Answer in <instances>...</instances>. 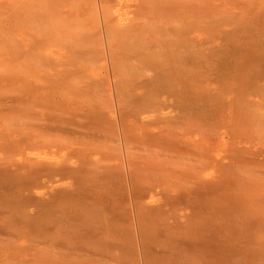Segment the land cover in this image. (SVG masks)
<instances>
[{
	"label": "rangeland",
	"instance_id": "1",
	"mask_svg": "<svg viewBox=\"0 0 264 264\" xmlns=\"http://www.w3.org/2000/svg\"><path fill=\"white\" fill-rule=\"evenodd\" d=\"M20 1H17V0H15V1H13V0H0V16L1 17L4 16V17H2L3 19L0 17V19H1L0 20V34H1V30L3 32L0 35V42L2 41L0 43V65H1L0 70L2 71V72L0 71V186H1L0 187V195L3 197L2 200L0 198V231H1L0 233L3 232V234H1L2 236L0 235V264H6V263L7 264H17V263L18 264H41V262H42L41 260H45L44 255H47L45 257H46L47 261H50L49 264L54 263L55 260L57 262V263L55 262L56 264H88V262H89V264H91L92 262H93V264H124V263L125 264H135L137 262H138L137 264H164V261L161 262L162 259L159 258L160 256H162L164 260L166 259L165 262H167V263L169 262L170 264H178V263L184 264V262H185V264H188L191 261H192L191 262L192 264L194 262H196L195 264H197V262L198 261L200 262V260H201L200 263L202 264V259H203V264H206L204 262H207L208 264H213V263L214 264H217V263L221 264V262H223L222 264H232L233 260H234L233 264H249L250 261H251V264L253 262L255 264H264V242H263L264 236L261 235V233L264 234L263 233L264 232V226H261L264 223L259 224L261 227L260 228V227H258L259 225H257L258 223L256 221L254 222L253 220H251L250 217H249L250 220L248 219V217H246L247 219H244L245 217H243V215H242L243 219L241 220V222H239L240 220L238 221V219L237 220L232 219L235 217L234 215H236L237 217L239 215V217H240L242 214V210H245V209L247 210V207H249V209H252L253 208L252 205L255 203L260 204L262 202L261 204H264V190H263V192H260V194L263 193L260 195V196L263 195L262 196L263 198H261L259 196V193H257V195H255V194L249 195V194H247L248 192L246 190L240 191L243 188L241 183H243L242 180L244 179V177L242 179L241 178L239 179L240 176L238 177L236 175H233L232 177H234V176L235 177L231 180V178H232V177L230 178L231 174L227 175V172L230 173V171L231 170L233 171L234 169H232L233 167L231 166V164L227 165V164H229V161L227 160V157H225V156H227L226 155L227 153L225 154V152H226V148H225L226 145L225 144L230 143L232 138L234 137L237 139L236 141L238 142V143L237 142L235 143V140L233 138L234 144H236V146L238 145L237 147H239V148L242 147L241 150L242 149L244 150L246 148H251V150H254L257 153H259V154L255 155L256 152L252 151L254 153V156H253L254 159L257 156L256 160H258V161L254 160L255 163L256 162L260 163L262 160L264 163V142L262 140L259 141L260 130H261V133L264 135V127H261L262 126L261 124H263V126H264V123H263L264 120H262L263 122H261V120H260L261 118L259 115L263 112L261 116H262V118H264V116H263V114H264L263 110L264 109L262 110V108H263L262 106H264V97L261 96V93L264 96V89H263L264 88V62H263L264 58L261 59L262 58L261 53H262V51L264 52V48H262V46L264 47V39H263L264 38V27H263L264 23H263V26L260 25L262 22L260 24H258L261 26L260 28H257L256 26H258V25L254 24V26H252L253 30L249 29L247 32H246L245 28L240 27V26L234 27L231 25V27H234V28H231V27H228L230 25H226L227 26L226 27V26H223L224 24L223 25L217 24L218 29L223 26L221 28L220 33H222L224 35L219 33L220 29L219 30L217 29L218 32H216V33L217 34L219 33V35L214 34L215 38L213 39V37H212V41H208L210 39V36L209 35L206 36V34H204L203 31H201L202 37H200V38H202L203 43H205V42L211 43L212 42V44H216V46H217L216 48L215 47L214 48L217 50L219 49L220 51L219 50L218 51L212 50L213 52H208V53H210L209 54L210 57L208 59H210V62L213 64V69H214V70L210 71L212 73L211 75H209L210 72H208V71H201L202 73L198 72V74L200 73L199 75L198 74L197 75H189V74L188 75H182L181 74L182 76L187 77L188 78L187 79V78L182 77L181 75H179L177 73L175 74V72H172L173 73V75H172V73H170V72L158 71L157 72L159 74L158 75L156 73V71L147 70L148 66L150 68V64H152L154 62V61H152V58L149 55L150 52L152 51V48H151L152 45L150 44L149 41L151 39V35H152L153 30L148 25H147V27L144 26L142 21L140 22L139 18L137 17V14L135 12L136 11L135 8H137V6H138L137 5L138 1H141V0H137V1L136 0H107V1H105V0H81L83 5L81 2H80L81 4L79 5L78 1H75V0H73V3H72V0H62V1L59 0L61 3L58 0H54L55 3L57 4V5L55 4V6H56L55 9L52 7H46L44 4H42L44 6L40 5L42 3L41 0H38L40 3L38 1L36 2L35 0L34 1L33 0H22L21 2L22 3L24 2L23 4H25V1L27 4V6L25 5L27 7L26 8L27 11L25 12V10H24V14H22L24 8H21V10H17L19 8V6L21 5ZM64 1H65V3H63ZM12 2H13V5H12ZM70 2L72 3V5L70 4ZM105 2H108L109 4H107ZM74 3H76V4L78 3L79 10L77 9V6ZM32 4L34 5L33 9H32V7H33ZM69 4H70V6H69ZM104 4H107V5H104ZM58 5L61 7L59 8ZM35 6H37V7H35ZM41 6H42V8H41ZM106 6L110 7V10L108 8H106ZM9 7H10V9H9ZM45 8L46 9L48 8V10L50 9L51 14H50V11L48 12ZM57 8H59L58 9L59 14L57 12ZM70 8H72V9H70ZM30 9L34 10L33 14L36 13L37 18L35 17V15L29 14L32 12ZM261 9L263 11L264 7H262ZM9 10L11 13L9 12ZM12 10H14V11H12ZM16 10L20 11V12L22 11L21 14L23 16H21V14L20 15L17 14L19 12H17ZM59 10H61V11H59ZM36 11L38 13H41V15H38V13ZM102 11L106 12V16L109 14L110 17H109V15L107 17L105 16L107 18V19H105V17L103 16L104 12H102ZM45 12H47V14ZM42 13L44 15L49 14L48 15L49 18L46 15L42 16ZM54 13H55V15H54ZM8 15H10V17H8L10 20L8 18H6ZM30 15L32 16V18L34 17L35 19L30 18ZM111 15H112V17H111ZM50 16H51V19H50ZM44 17L48 18V20L50 19L52 21L51 22L49 20V22H51L49 24V25H51V27L49 25L45 26L49 22ZM66 17H68V19ZM40 18L43 20L42 23L41 22L38 23L39 21H42V20H39ZM80 18H82V19L84 18L85 20L84 19L82 20ZM110 18H112V19H110ZM17 19H19L20 22L23 23L22 26L20 23H18L19 27L16 26V24L18 22ZM22 19H23V22H22ZM30 19H31V21H29ZM76 19H77V21H76ZM108 19H110V20H108ZM137 19L139 20L138 23H137ZM45 20L47 21L46 23H44ZM130 20L132 22H130ZM133 20H136V21H134V23H133ZM26 21H27V23L25 24L24 22H26ZM81 21L83 23H81ZM96 21L98 24L96 23ZM36 23H37V25H36ZM77 23L79 25H76ZM93 23H95L96 25L94 24V26H93ZM115 23L117 26L118 25L120 26L119 31H118V28L116 30L115 27H114L113 31H111L112 29H110L108 27V25L111 24V26H112V24H115ZM130 23H132L134 25L132 26ZM24 24L26 26H24ZM27 24H28V26H27ZM162 24H165V26L161 25V27H165V28H163V30H165V29L166 30L163 31L162 29H160L159 28L160 25H159L158 26L159 29L158 28L157 29L159 31H161L162 33L158 31L159 33L157 32L158 33L157 35H159L160 33L162 34V35L160 34L161 37L164 34L167 35V37H168L167 42H169V40H170L169 36H171V34H169V33H171L170 29L174 31V28H173V26H171L168 23H162ZM29 25H32V27H30ZM63 25L64 26L66 25L68 28L66 26H65L66 28L63 27ZM74 25H76V26H74ZM129 25L132 26L131 28H133L132 30H134V32H132V33L138 32L137 35L140 32L145 31V33L148 34L151 31V33L149 35L145 34L148 38L149 37L150 38L148 39L145 37L146 38L145 39L144 37L142 38L140 35H138L140 38H142V41L144 39V42H143V44H141L142 41L140 39L139 40L140 42L138 45H136L137 41L134 42V45H136V46H134L133 44H131L129 42L128 38L126 41V38L122 37L123 39H125V42L121 41L120 42L121 46L126 44V46H129V47L125 46L124 49L126 48V50H128V48H129L128 51H130L132 53H130L128 51L125 53V51L122 50L123 46L121 47L122 49L120 47L119 48L117 47L119 50L118 51L115 50V51L117 53H119V54H117V56H119V55L120 56L114 57V55H116V53L114 51H112V46H111L112 43H109L110 38H111L110 36H113L114 34L110 35L109 36L110 38H109L108 37L109 29H110V33H113L114 30H115V32L118 31L117 33L120 36L121 34H123V32H122L123 30H125V29L129 30V28H130ZM218 25H219V27H218ZM78 26L80 28H78ZM83 26H84V28H83ZM43 27H45L46 31H44ZM70 27H72V28H70ZM88 27H90V28L88 29ZM122 27H124V28H122ZM215 27H212V29H216ZM239 27H240V31H238ZM35 28H37V30ZM77 28L79 30H77ZM148 28H150L149 32H148ZM86 29H88L87 30L88 32L86 31ZM167 29H168V31H167ZM191 29L193 31V28H191V27H184L183 29H179V30L181 33L185 32L187 34L188 32L191 31ZM210 29L211 28H209V30ZM236 29H237V31H236ZM10 30L13 31L12 33H14L12 35V37H11L12 33ZM84 30L87 33H85ZM132 30H130V35H133V34H131ZM217 30H215V31H217ZM242 30H244L246 34L244 32H242ZM35 31H38V32H35ZM249 31L250 32L252 31V32L249 34ZM5 32H6V34H5ZM64 32L65 33L73 32L74 34L69 33L70 37L72 35H74V37L75 36L78 37L80 34L82 36V35H84V33L88 34V35L90 34V36H88V35H86V36L88 37V39H90L89 41H91V42H86L89 44V46H88V44H85V43H83L82 40H80L81 36L78 37L79 38V41H78L77 38H76L77 40H74L75 39L74 37H73L74 39H71L70 37L67 38L68 34L65 35ZM78 32H80V33H78ZM120 32H122V33L120 34ZM124 32H126V31H124ZM204 32H205V30H204ZM36 33H38V35ZM127 33L129 35V31H127ZM206 33L210 34L212 36V34H211L212 32L208 33L206 30ZM247 33H248V35H247ZM7 34H9V35H7ZM84 36H82L81 38H84L85 39L84 41H88L86 36L85 37ZM95 36H98V37H95ZM227 36H228V38H227ZM236 36H238V37L236 38ZM61 37H62V39H61ZM63 37H65V38H63ZM193 37L196 38V35H193ZM97 38H100V39H97ZM216 38L217 39L219 38V39L217 40ZM225 38H227V39H225ZM63 39L64 40L69 39V40L68 41L65 40L66 42H64ZM230 39H232V40H230ZM204 40H207V41H204ZM8 41H10V42H8ZM12 41H14V42H12ZM229 41H231L233 43H231V42L228 43ZM52 42H54V44ZM63 42L65 45H70V43L74 42L72 44V46H69V47L67 46L68 50H72V52L66 50L67 48H65V45L63 44ZM67 42H69V44H66ZM122 42H123V44H122ZM251 42H253V43H251ZM257 42H259L261 44L259 47L256 45ZM76 43H78V46H79L78 48L74 47V46H77ZM148 43H149L150 48L147 47ZM227 44H229V45L227 46ZM238 44L240 46H238ZM253 44H255V45L253 46ZM4 45H5V47H3ZM249 45H252V46H249ZM59 46H60V48H59ZM80 46H83L85 48L87 47L89 50H86L87 48L86 49H82V48L80 49ZM119 46H120V44H119ZM131 46H132V48H131ZM89 47H91V48H89ZM212 47L213 46L211 45V48ZM235 47L237 49L239 47H240V49L241 48L243 49L242 55L239 57H241V59L244 58V60L246 61L245 62L246 65H245L244 70L238 69L239 71H235V69L233 68L235 60L232 59L231 56H229L230 57L229 59L224 58L226 56V55H224V54H226V52L227 53L228 52L229 53H234V52L236 53L237 50L235 49ZM15 49H16V51H15ZM41 49L43 52L41 51ZM96 49H98V52L96 51ZM148 49H150L151 51L149 52ZM248 49L250 52L251 51L257 52L259 50V52L257 53V55H259V59H257V56L252 57L251 55H249L246 52V51H248ZM17 51H18V55H17ZM37 51H39L38 54H37ZM94 51L97 52L96 55L98 53L100 54V55L99 54L98 55L101 57V61H99L100 57H98V56L97 57L95 56L96 58L93 57V55L95 53ZM210 51H211V49H210ZM221 51H222V53H221ZM215 52H217V54ZM218 52H220L221 54ZM9 53H11V54H9ZM87 53H88V55H87ZM212 53L214 55H211ZM12 54H14V55H12ZM58 54L60 56H58ZM215 54L218 58L215 57ZM222 54L224 56H222ZM247 55L250 57V59L246 58ZM122 56H124V57H122ZM213 56L216 59L215 58L212 59ZM220 56H222L224 59L219 58ZM129 57L131 59H129ZM56 58H57V60H56ZM60 58H62L64 60L63 61L61 59V61H60L61 63L58 62L60 60ZM121 58L123 60H126V59L129 60V63L132 60V63H130L132 65H130L129 63H125L127 60L125 62L120 61L119 59H121ZM27 59H28V61L29 60L30 61L29 62L26 61ZM48 59H50L49 63H48ZM84 59L85 60L88 59L87 64H85L86 61ZM222 59L224 60L223 63H222ZM260 59L262 62H260ZM24 60L26 62H28V64L26 66H25L26 62ZM53 60H55V61H53ZM5 61H7L6 64H4ZM257 61H259V62H257ZM19 62H21V63L18 64ZM35 63H37V64H35ZM58 63L61 64L62 67H61V65L58 67V65H59ZM112 63L114 64L113 66H112ZM121 63L122 64L124 63V65H122ZM215 64H217V66ZM6 65H7V67H6ZM28 65H31V66L33 65V66L30 68V66H28ZM34 65H35V67H34ZM89 65L92 66L91 69L93 70V72L90 69L91 66H89ZM93 65H96V68L93 67ZM97 65H98V67H97ZM214 65L217 67V69L214 68L215 67ZM19 66H21V67H19ZM218 66L220 67V69H223V70H221L222 73H220V69ZM23 67H24V69L25 68H27V69L23 70ZM54 67H55V69H54ZM112 67L117 68L118 73H114L112 71ZM10 68H12V69H10ZM18 68H19V70H18ZM20 68H22L21 71H20ZM34 68H36V69H34ZM128 68H130V71H129L130 74L133 75L135 73V76L133 75V78L134 77L135 78L134 79L132 78V80H131L135 84L134 85L132 83L135 86V88L130 83L131 82L130 79H131L132 75L129 74L130 79L128 78V75H127L129 73ZM30 69H32V70L34 69L35 72L38 69V72L34 73V70L32 71ZM40 69H41V71L39 72ZM126 69H128V70H126ZM10 70H12V71H10ZM17 71H19V72H17ZM142 71L143 72L145 71V72L143 73ZM147 71H148V74H146ZM223 71H225V73ZM120 72L122 73V75L123 74H125V75L122 76ZM216 72H219V74ZM19 73H20V75H19ZM31 73H34L33 75H35V78L33 77V75ZM94 73L96 76L93 75ZM149 73H151V74H149ZM165 73H167V74H165ZM223 73L225 76L223 75ZM30 74H31V78H30ZM57 74H59V75L57 76ZM21 75H23V77ZM119 75H121L123 78L125 76V78L123 79ZM226 76H228V77H226ZM27 77L29 80L26 79ZM148 77H152V78H148ZM205 77H207L208 79ZM126 78L129 80V84H131V85H129L126 82ZM184 78H185V80H184ZM47 79H48V81H47ZM55 79H57L58 82L55 81ZM178 79H183V82H185V83H183V86H185V88L188 87L187 90L180 88V86L175 87L176 85H174V82L177 81ZM119 80L121 81V85L118 84V82L120 83ZM201 80H202V84H200ZM140 83L144 84V88L139 90L138 86ZM23 84H26L27 86L26 85L24 86ZM117 85H119V86H117ZM154 85H158V86H154ZM24 87L29 89V90L26 89V91H25ZM195 87L198 88V90L196 89V91L200 95H198L197 93H196L197 95H195V94L191 95V94H193L192 89L194 90ZM70 88H72V89H70ZM51 89L54 90V93L52 92L53 90H51ZM180 89L181 90L183 89L184 90L183 92L185 94L184 93L181 94ZM199 89H200V92H199ZM68 90L71 92V94ZM131 90H132V92H130ZM157 90H159L160 92ZM67 91L69 92L70 95L67 94ZM99 91H101L102 93ZM135 91H137V92H135ZM60 92H62L64 99H62V94H60ZM155 92H156L155 97H157V99H156V101L153 102L152 97H154L153 94H155ZM190 92H191V94H190ZM56 93L59 96H57ZM99 93H101V95ZM107 93H108V95H107ZM176 93H179V95L181 97L180 101L176 100V98H177V96H175ZM95 94L97 97L95 96ZM104 94L107 97L109 96L107 99H108V102L111 100L110 104H111L112 100L114 99L112 102L113 105L111 104L113 106L114 110L105 108L106 106H107V108H111L112 106L109 107V105H110L109 103L104 104L103 102H105L106 100L102 102V100H104V98H106L104 96ZM183 94H184V97L181 96ZM214 94H216V97ZM74 95H75L76 99L74 98ZM92 95H94V96H92ZM98 95L101 96V97H99L101 99V102H100V99L98 98ZM124 95H126L125 97L127 99L129 98L130 101L128 100L126 102L125 97H123V98L120 97V96H124ZM88 96H89V98H88ZM174 96H175V99H174ZM81 97H82V99H81ZM95 97H96V100L99 99V102L96 101L97 104H95L96 102L93 103L94 106L93 107L91 106V108H90L89 107V104L91 105L90 99L93 100V98L95 99ZM102 97H104V98H102ZM155 97H154V100H155ZM159 97L161 99L164 98V100H166L164 102H160L162 105L159 104V101H161V99ZM240 97H242V98H240ZM42 99H44L45 101H43ZM52 99L56 102L52 101ZM151 99H152V101H151ZM116 100L124 101L125 103L121 102V104H120L119 101H116ZM188 100H189V102H188ZM31 101H34L33 103H34L35 107L32 106L33 103ZM39 101H40V103L38 104ZM58 101H59V104H57ZM79 101H80L81 105H80ZM94 101H92V102H94ZM162 101H163V99H162ZM243 101L244 102L246 101L248 105H252L250 108V112L251 111H253V112L251 113L252 115L248 114V113L245 114V115H248V117L246 116L247 119L244 118L246 122L245 121H243L242 123L240 122L241 126L239 128L235 129V127H233L235 120L233 121V124L231 125V122L234 119L233 115H232L233 113H231V112H234V110H233L234 106L230 105L229 103L233 102L232 104H236L238 107L237 109L240 110V112H241V110H242V112L244 110V113H245V111L247 112V110L249 112V106L246 105ZM36 102H37V104L35 105ZM42 102L43 103L45 102V103L43 104ZM62 102H64V103H62ZM88 102H89V104H88ZM128 102H131V103L129 104ZM155 102H157L158 104L156 103L157 104L156 105ZM191 102L193 104H195V108H193V104ZM258 102H260V103H258ZM47 103H48V105H47ZM100 103L103 105H106V104H109V105H106L104 107ZM148 103H150V104L154 103L155 105L153 106V104H152L151 106L153 108L154 107L157 108V111L159 108V110H160L159 113L162 116V120H161V116L159 117V115H157V117H159V119H158V118H155L156 117L155 113L152 115V111H153L152 107L151 108L148 107L147 110L145 109L146 106H149ZM144 104H147V105H144ZM182 104H183L182 107L189 109L188 113L183 111L184 108L182 109V111L184 113L181 112V109H179V108L181 107ZM185 104H186V106L189 104L188 107H186ZM228 104L230 106H228ZM78 105L81 107H78ZM117 105L121 109H119L118 107L116 108L115 106H117ZM131 105H133V106H131ZM163 105H165V106H163ZM190 105H192L191 108H190ZM76 106L78 108H76ZM144 106H145V108H144L145 111L142 108ZM197 106L200 107V109L197 108ZM68 107H69V109H68ZM253 108L256 112H254ZM83 109H84V111H83ZM148 109H150V111H151L150 114H148L149 113ZM43 110H47L48 112L43 111ZM90 110H91V113H90ZM184 110H186V109H184ZM238 110H237V112H238ZM81 111L85 112L86 114L83 112L81 113ZM100 111H101V115L99 116ZM27 112H29V113H27ZM30 112H32V113H30ZM69 112L71 114H69ZM213 112H215V114ZM237 112L235 111L234 114H236ZM36 113L37 114L39 113V115H37ZM162 113L166 117H164L162 115ZM256 113L258 114L259 117L255 115ZM142 114H143V116H142ZM237 114H240V116L238 115L237 117L241 118L243 116L242 113L238 112ZM190 115H191V117H193V118H191L192 120L196 118L195 122H196V120L198 122V126H196V127H198L200 129V132L206 131L207 133H210V134L214 133L213 135L216 136L215 139L219 142V147H217V149H215L214 152L207 150V147H200V146H205V145L201 144L200 141L204 142V140L201 139L202 137L200 138V135L198 134V132L196 133V131H191V134L189 133L190 132L189 128L192 125V123H194L191 121L192 123L190 124V122H189ZM254 115L259 118V119L257 118V120H256V118L254 117L256 122L254 120H252ZM29 116H31L32 118L31 117L29 118ZM101 116H103V117H101ZM229 116H230V119H227V117L229 118ZM138 117H141V118H138ZM163 117L167 118V119H163ZM235 118H236V116H235ZM240 118H238V120ZM62 119H63V121H62ZM101 119H102V122H101ZM138 119L140 121L142 120L143 123L140 122ZM144 119H145V121H144ZM225 119H226V121H224ZM148 120H150V122ZM218 120L220 122L219 124L217 122ZM39 121H40V123L43 122L44 126L42 125V123L41 124L35 123V122H39ZM64 121H66V122H64ZM97 121H99V122L97 123ZM239 121H242V120H239ZM250 121L253 123L255 122L257 124V126H254V127H257L256 130L257 129L258 130L257 131L252 130L254 133L251 130H248L249 124L247 125V123H249ZM47 122L51 125L49 126V124ZM169 122L171 123V126H170ZM228 122H230V123H228ZM236 122H237V120H236ZM104 123L105 124L107 123V125H105ZM128 123L130 125H132V127H134L135 129H136V127H138L140 125H144V126L147 125L149 127L148 129L150 130L149 132L152 134V136H154L155 139H157V141H159V144H163V145L165 144V143H163L165 138L168 136V134L171 133V131L173 133L177 134L178 136H180L182 134L181 133V131H182V132H184L185 136H188V135L192 136V137L188 136L189 139L187 137L185 138L187 140V142L190 141L187 145L188 147L190 144H192V142H195L196 144H198V147L195 148L196 152L198 151L197 153H201V152L206 151V152H208L207 154H211V152H212V155H210L211 157H209V159H210L209 162L205 163L206 165H203V162H204L203 160H202V164H201V161L199 162L201 165H203L204 169L206 167V170L203 173L204 177L200 174L201 175L200 178L201 177L204 178V179L201 178V180L194 179L197 175H199V174L195 175V172H193V171H195L194 168H196V167L198 168V171L196 169L197 173L198 172L200 173V171L202 173L204 171V170H202L203 168H202V166L200 167L198 162H197L198 164L196 162H194L196 164H195V166L193 165L194 170L191 172H190V170L188 171L187 168H185L184 170L182 169L183 171L181 170V168H179L180 171L178 169L174 170L173 167H171L169 165L170 168H172L171 171L172 172L175 171V173H176V175H175V173H171V175L173 174V177L177 176L176 178H178V176H181L182 174L184 175L182 183L188 182L189 181L188 179L190 178L191 179L190 185H193L194 180H195V183L193 185L194 191L193 190H191V191L193 192L194 196H196L194 198L198 199L197 196H200L201 197V198L199 197L200 200L196 199V201H195V199H191L192 197L189 198V200H188V197H185V194H187V193L182 192V191H184L183 188H185L186 185L184 186V183H183L182 184L183 187H181L182 190H180V188L178 189V187L181 186V183L178 184L180 181L179 178H178L179 181H175L176 183L178 182L177 183V185H179L178 187H176V183L171 181L170 175L169 176L167 175V177L170 181V183L168 184V187H165L163 184L156 181V179L153 175H150L149 177L146 178L145 174L147 173V175H148L154 168L150 164L151 161L148 163L146 161H149L150 160L149 158H151V160H154V158H152L150 156L151 153H147L144 150L137 149V148L135 149V147L132 149L131 148L128 149V146L125 147V145L123 144V140H122L123 138H122L121 134H123V132L125 133V130L123 128H125ZM140 123H142V124H140ZM215 123H216V125L218 124L217 125L218 127H216ZM238 123L239 122H237V124ZM133 124H135V125L133 126ZM199 124H200V127H199ZM258 124H259V126L260 125L261 126L259 127ZM173 125H174V130L171 129V127L173 128ZM193 125H196V123ZM213 125L216 128H214ZM228 125L230 127L232 126L231 129L234 128L235 130H237V132L234 131V133L236 132V134L240 130V132L242 133V135L244 136V138L246 140H243L244 138L242 135L240 136V134H237L240 137L239 136L235 137L236 135L235 134L233 135L232 134L233 132L232 133L230 132L232 130H230V127ZM251 125H252V123H251ZM253 125L249 126V127L250 128L252 127V129H254ZM42 126H43V129H42ZM105 126L107 129H109V127H110L112 133H113V131L116 132V130H117V134L119 136V141H117L114 138L115 142L108 144V147L104 144L106 146L105 147L103 145V143H101L98 139L95 138V136L98 133H99L98 136L103 133L102 130L104 129L103 127H105ZM235 126H239V125H235ZM30 127H32L33 129H31ZM37 127H38L40 132L38 131ZM46 127H48V128L53 127L52 131L50 132V134L54 135L53 137L49 133H48V135L42 134L43 137H42V135L41 136L39 135V134H41V131L44 132V130H47ZM61 128H62V130H61ZM134 128H132V130L135 131ZM169 128H170V131L167 130ZM259 128H260V130H259ZM34 129L37 132H34ZM186 129H188L189 131L187 132ZM203 129H205V130H203ZM28 130H30L31 132H34V133H31ZM164 130H166L167 134L163 133ZM262 130H263V132H262ZM67 131L69 133H67ZM211 131H212V133H211ZM244 131H246V132L244 133ZM247 131H250L251 133L247 132ZM194 133L198 134L199 137ZM35 134H36V137H35ZM61 134L64 135V137L66 135H67V137H69L68 134H70V139L68 140L67 137H65V139L67 140L66 141L64 138H61L62 137ZM161 134H162V136H161ZM249 134H251L250 136H252V137L248 138ZM262 134H261V137H263L262 139L264 140V136H262ZM194 135H196V137ZM44 136H45V138H44ZM120 137H121V139H120ZM44 139H46V142L44 141ZM47 139H49V140H47ZM61 139L62 140L64 139L66 142L69 141L68 147L70 149L67 146L65 147L63 145L65 143V141H63L64 143H62ZM72 139H74V141H72ZM14 140H15V142H14ZM21 140H23V141H21ZM24 140H26V141H24ZM35 140L38 142H35ZM191 140H193V141H191ZM233 140H232V142H233ZM83 142L84 143L90 142L89 144L92 143V145L89 146V144H87V146L89 147L88 148L86 146V144L84 146ZM94 142H97V143H94ZM259 142H261V143H259ZM28 143H30V145ZM45 143H47V144L45 145ZM31 144H33V145H31ZM40 144L43 147L40 146ZM81 144H82V146H81ZM96 144H101L102 146L101 145L96 146ZM185 144H187V143L185 142ZM27 145H29V146L26 148ZM193 145H194V143L192 144V146ZM109 146H111L112 149ZM119 146L121 147V149ZM85 147H86V149H85ZM92 147H97V149L93 148V150H90ZM98 147H100V149H102V147H104L105 149L100 150ZM29 148H31V149H29ZM64 148H65V150H64ZM81 150H83L82 154L80 152ZM87 150H89V151H87ZM109 150H111V151L109 152ZM247 150L245 152H247ZM251 150H248V153ZM104 151H106V152H104ZM209 151H210V153H209ZM252 152H251V155H252ZM146 153L148 156H146ZM162 153H164L165 155L169 154L168 152H162ZM248 153H247V155H245V154L244 155L246 157L250 156ZM262 154H263V156H262ZM12 155H14L13 156L14 158L11 157ZM197 155H198V157H200L199 154H197ZM143 156H144V158H143ZM7 157H9V158H7ZM212 157H213V161L211 159ZM140 158H141V160H140ZM249 158H250V160H252L251 163H253L254 161L251 158V156ZM96 159H97V161H96ZM143 159L145 160V162L143 161ZM161 159H163V156ZM31 160H32V164H35V166L39 167V168L35 167V169L33 170L34 172H32L28 167V164L31 163ZM250 160H249V162H250ZM22 161H23V163H22ZM215 161H217V163ZM68 162L70 165L67 164ZM170 163L171 162H169V164ZM194 163L192 161V164H194ZM259 163L257 165H259ZM260 164H262V162ZM171 165L173 166L172 163H171ZM227 166H228L229 170H227V168H226ZM229 166H230L231 170H230ZM261 166H263V165H260V167L257 166L256 169H258V170L260 169V171L264 175V173H263L264 169H262L264 166L262 168H261ZM97 167H98V169H97ZM144 167L146 169H144ZM151 167H153V168H151ZM189 167H188V169H189ZM199 167L202 169L200 170ZM224 167H225V170H227V172L225 173V176L223 174L224 173ZM93 169H95V170H93ZM136 169H137V173H138L137 176L135 174ZM190 169H191V167H190ZM129 170H131V171H129ZM80 171H82V172H80ZM12 172H15L17 174V178H16V174L13 175L14 173H12ZM30 172H32L34 174L35 179H38L39 181H41V182H39L40 186L44 185L45 187H43V186L42 187L45 189H43V188H42L43 190L41 188H40V190L39 189H36V190L33 189L35 186L33 184V175ZM141 173L143 174L142 177H141ZM168 173H170V172H168ZM24 174H27V175L24 176ZM29 174L31 175V177ZM187 174L189 176L194 174L195 176L186 177ZM36 175H38V177ZM42 175L44 178L42 177ZM68 175H70V176H68ZM144 176H145V178H144ZM228 176H229L230 180L227 178ZM19 177L22 180H20ZM28 177H29V179H28ZM51 177H52V180L50 181ZM152 177H153V179H152ZM184 177H186V178L184 179ZM192 177L194 180L192 179ZM47 178H49V179H47ZM53 178H55V179H53ZM63 178H65V179H63ZM137 178H140L141 182ZM16 179H17L18 183L16 182ZM234 179H236V180L234 181ZM135 180H137V183ZM144 180H146V181H144ZM196 180L198 182L199 181H201V182L196 183ZM12 181H14V182L12 183ZM20 181H21V183L19 184ZM24 181H28V182L25 183ZM225 181H227V183H225ZM22 183H25V184H22ZM234 183L237 185V187L235 185V188H237V189L241 188L240 190H238L240 192H237V190H234L238 193V195H240L241 198H239L238 200L236 199L237 202L230 203V205L232 207L233 204H234L233 206H235L237 204V206H235L233 208L237 207L238 209L237 208L235 210H233V208L226 209V208H224L225 205L223 202V204L220 203L221 205H223V207H222L223 209L220 210L221 206H220V204L217 203L219 201H216V198L218 200H220V202H221L222 200L220 199L219 195L222 193L221 197L225 196L224 194H225V191L227 190L226 189L227 186H229L228 188H229L230 192H232L231 188L233 190L234 187H232V184L234 185ZM18 184L20 187L22 185L24 187L22 186L23 188H20L18 186ZM141 184H143L142 185L143 187L145 185V187L143 188L141 186ZM26 185H27V187H26ZM46 185L49 188L46 187ZM157 185H159V186H157ZM172 185H174V187ZM225 185H227V186H225ZM66 186H67L68 190H65ZM169 186H171V188ZM146 187H148V188H146ZM172 187H173V189H172ZM199 187L201 190L199 189ZM238 187H240V188H238ZM46 188H47V190H46ZM21 189H22V191L19 192ZM167 189H169V191ZM48 190L51 193H49V192L47 193ZM165 190L168 191L166 197H168L167 200L170 199L169 200L170 202L169 201L167 202L166 197H163V192ZM191 191H190V193L192 194ZM234 191H233V193L235 194L236 192H234ZM223 192H224V194H223ZM71 193H73L74 195ZM237 193H236V195H237ZM45 194H47V195L45 196ZM49 194H51V195H49ZM52 194H53V196H52ZM70 194L73 196L71 197ZM150 194H152V196L154 197V198L152 197L153 198L152 200L150 199V197H151ZM228 194H229V192H228ZM242 194H243V196L246 195L245 198L247 200L242 198ZM187 195L189 196V193ZM217 195H218V197H217ZM229 195H232V194H229ZM247 195L249 197H251V200L248 201ZM31 196H33V197H31ZM42 196L43 197L45 196V198H43L44 200L41 199ZM210 196L211 197L216 196V198H214V197L211 198ZM255 196H257V197H255ZM258 197H260V198H258ZM28 198H30V200ZM257 198H258V200H257ZM9 199H11V200H9ZM252 199H254L253 202H251ZM77 200H79V201H77ZM164 200L168 203L167 204L168 206L166 205V202ZM204 200H205V202H204ZM255 200L257 202H255ZM189 201H190V204H189ZM207 201H208V203H207L208 205L206 204ZM43 202H44V204H43ZM46 202H48V203H46ZM142 203H144V205L146 203H148V204H146L144 207V205H142ZM153 204L155 206H152ZM44 205H46V206H44ZM161 205H164L165 209L163 208L164 206H161ZM238 205H240V208ZM103 206H105V207H103ZM159 206L162 208H159ZM178 206H181V207H178ZM206 206H207V208H206ZM100 207L103 209H101ZM171 207H174V208L172 209ZM208 207H209V209H208ZM205 208H206V210H205ZM158 209H161L163 211L165 210L166 212L168 211L167 213H169V211H170L169 209L175 210V211L181 210L180 211L181 217L180 218L176 217L177 220L175 218H173V216L172 217L167 216V217H169V219L165 217L166 221L169 222L168 224H172L173 222H176L177 226H178V222H181L180 224H182V223L186 224L188 218H186V217L183 218V212H184L185 216L187 214H188V216H190V214L192 216V214H193L194 218L191 217V219H190L191 223L189 222L191 224L190 225L191 229L193 227L192 230H194L197 226L198 227L202 226L201 228H198V227L196 228V229H201L200 231H204L206 229L204 232H200V233H202V234H200V237L203 239H201L199 243L197 242L196 244H193L192 236L190 237L191 241L188 240L189 242H192L193 245H197L196 247L193 246L191 243L187 244L188 241H185V240L183 241L181 239H180L181 241L179 240V243H178L179 247L176 245V250L179 248V249H183V251H189L190 253L192 252L191 253L192 256L189 252H187V253H189L188 254L189 256H186V258L184 257L185 260L188 259L187 261H185L184 258L180 257L182 255V254L180 255V252H179L180 250L177 251L179 253L178 255H180L179 257L181 258V259H179L180 260L179 261L178 260L179 257L177 258L178 255L176 256V254H177L176 250H175L176 254L173 253L174 251L170 250L171 253L168 252V255H169L168 256L167 251H165V250H169V249H167L166 246H164V245L163 246L165 249H163L161 247L162 245L160 246V240L162 238H163V240H166V241H162V244H166L168 246L170 244L171 248L175 245V243H177V242H175V240L172 241L173 240L172 238L174 236L171 238L169 237L171 235H174L173 233L176 232L177 227L175 226L176 225L175 224L174 225L176 227V229H175L174 226L172 225L173 226L172 230H174V229L175 230L173 232H171L170 227H169L170 229L168 228V230L165 231V230H162L161 228L154 227L155 224L151 225L152 221H155L156 219L153 218L154 220H151V218H152L151 215H153V213L152 212L149 213L148 211H151V210L155 211ZM225 209H226L227 213L223 214ZM249 209H248V211H249ZM208 210L213 212V213L210 214V212ZM214 210H215V212H214ZM222 210H224V211H222ZM239 210H241V211H239ZM238 211H239V213H238ZM172 212L173 211H170L169 214L172 215ZM219 212L225 216H227V214H229L228 216H230L231 220H233V221H231L232 223H230V222L228 223V221L230 219L226 220L228 216L226 217L225 220H223L225 217H221L223 215L219 214ZM25 213L27 214V216ZM232 213H233V215H232ZM146 214L148 217H146ZM20 215H22V216H20ZM211 215L215 216V219L212 218ZM62 216H63V218H62ZM149 216H151V218H149ZM154 216H156V215H154ZM207 216H210L209 217L210 219ZM218 216H220L219 218H221L222 221L218 218ZM64 217H65V219H64ZM178 218L180 221L178 220ZM211 218L215 220V222L213 224H212L213 220ZM149 219L151 220V222L149 221ZM173 219H175V220H173ZM243 220H245V223ZM247 220H249V221L246 224ZM6 221H7V223H6ZM93 221H94V224H93ZM235 221H238L240 225H238L237 222H235ZM242 221H243V224H241ZM5 223H6V225H5ZM57 223H59V225ZM215 224L216 225L222 224L221 225L222 228L219 229V226H216ZM86 226H88V227H86ZM180 226H178L179 230L182 229V228L180 229ZM240 226L242 227L243 230L240 229ZM255 226H257V228L259 230L257 228H255ZM151 227L155 231H153ZM59 228H61V229H59ZM148 228L149 229L151 228V229L149 230ZM202 228L203 229L205 228V229L203 230ZM225 228L227 229L226 233L224 231ZM230 228H231L232 233L228 234V232L230 231ZM237 228L239 231L237 230ZM191 229L190 228H186L185 230L183 229L184 232L180 231V233L183 232L182 234L186 238V236H189V235H187L188 232L193 233V231ZM196 229H195V231H196ZM255 229L258 230L259 233L261 231V233L260 234L256 233L257 231ZM261 229H263V232ZM109 230L112 233H110ZM179 230H178V232H179ZM188 230H191V231H188ZM210 230H212L213 234L211 233ZM215 230H217V231H215ZM221 230H223V232H221ZM147 231L149 233H147ZM186 231H188V232H186ZM198 231H196V232H198ZM157 232H159L160 237H158ZM166 232H167V234H166ZM170 232H171V234H169ZM234 232H235V234H234ZM184 233H186V234H184ZM195 233H194V235H195ZM64 234L66 237L64 236ZM109 234L110 235L112 234L113 236L111 235V237H110ZM152 234H154V235H152ZM177 234L178 233H176L175 237H176V240L178 241ZM182 234H181V236H180V234H178L179 235L178 237L182 238L183 237ZM196 234H198V233H196ZM224 234H226V235H224ZM231 234H232V236H231ZM255 234L256 235L258 234V235L256 236ZM58 235H61V237H62V239L60 238L61 240L58 238V237H60ZM103 235H104V237H103ZM167 235H169L168 236L170 238L169 240H168ZM191 235H193V234H191ZM202 235H204V237ZM217 235L218 236L220 235V237H218ZM234 235H235V237H233ZM245 235H246V237H244ZM13 236H15L14 239H13ZM114 236H116V238ZM229 236H231V237H229ZM258 236H261L262 239L259 238ZM105 237H106V239H107V237L109 239L107 241L106 240L104 241ZM112 237H113V239H115V241L112 240ZM117 237L118 238L120 237V238L117 239ZM164 237H166L167 239H164ZM195 237L196 238L194 240L197 239L196 241H198V238H200L199 236L197 237L196 235H195ZM257 237L259 238V240L258 239L256 240ZM159 238H161V239L158 241L157 239H159ZM185 238H183V239H185ZM53 239H55L57 241H54ZM65 239H66V241H65ZM205 239H208V240H205ZM237 239H239V240H237ZM58 240H60L61 243L58 242ZM109 240H110V242H109ZM202 240L205 242H202ZM230 240L231 241L234 240V242H230ZM236 240H237V242H236ZM53 241L57 242V244L60 243L58 245L61 247V249L60 248L58 249V245L56 243H54ZM63 241L65 243H63ZM209 241L211 243H209ZM239 241H240V243L237 244ZM258 241L259 242L261 241L260 242L262 244L261 248H260ZM52 243L55 244L57 247L55 249L52 247L54 251L49 252L48 250L51 249L50 247H51V245H53ZM105 243L106 244L110 243V244H107L108 245L107 246ZM111 243L113 246L111 245ZM155 243H157L159 245L157 246ZM194 243H195V241H194ZM66 244H67V246H65V248H64V245H66ZM172 244H174V245H172ZM234 244H235V246H234ZM256 244L259 246H257L258 247L257 249H254V248H256ZM48 245H50V247L47 250L46 247ZM70 245H72L71 248H70ZM75 245H77V246L75 247ZM79 245H81V246H79ZM110 245L112 246V249H108L110 247ZM236 245H237V247H236ZM239 245H240V247H239ZM221 246H222V248H221ZM246 246H247V248H245ZM77 247H78V253L81 252L80 253L81 255L80 254L78 255ZM84 247H85V249H84ZM119 247L120 248L122 247L121 250H123V251H120ZM197 247H199V248H197ZM202 247H203V249H202ZM241 247H243V249ZM73 248H75V249H73ZM195 248L198 251H196ZM223 248H225V249H223ZM101 249H103L105 252L101 251ZM114 249L118 250L120 253L118 251H115ZM200 249H202L203 252ZM247 249H249V250H247ZM41 250H43V251H41ZM44 250H46L48 253L45 252ZM65 250H68V251L66 252ZM233 250H235V251H233ZM236 250H238V251H236ZM20 251H21V253H20ZM40 251H41V253H43V252H45V253L41 254ZM61 251H63V252L65 251V254H68L66 256V258H64L65 254L62 255L63 252L61 253ZM112 251L113 252L115 251V253L113 254ZM183 251H181V252L184 254L185 252H183ZM199 251H200L201 256H203V257H201L200 254L199 255L195 254V253H199ZM207 251H209V252L211 251V252L208 253ZM16 252H18L20 254V256H18V253H17V256L14 257V255H16ZM22 252L24 254H22ZM52 252L53 253L56 252V253L53 254ZM84 252H86V253H84ZM91 252L94 255L91 254ZM107 252H109V253H107ZM121 252H123V253L121 254ZM205 252H206V254H205ZM95 253H97V254H95ZM172 253L175 255V259L177 258L176 259L177 262H175L176 260L174 259V256L172 258V256L170 255ZM213 253H214V255H213ZM227 253H229V255H227ZM236 253H238V254H236ZM21 254H22V256H21ZM56 254L59 257L61 255L64 256V257H62V256L60 257V258H62L61 259L62 261L59 259V257L56 256ZM75 254H77L80 259H78L77 255H75ZM107 254H108V256L111 254L112 255L109 256V258H108ZM115 254H117V255H115ZM123 254L125 255V257ZM127 254L131 258H129V260L125 261ZM234 254H236V256ZM260 254H263V255L261 256ZM104 255H106L107 257L103 258ZM121 255H123V256L121 258H119ZM195 255H197L196 256L197 260L193 259V256L195 257ZM238 255L239 256L241 255V257H239ZM11 256H13L14 258H12ZM42 256L44 259L42 258ZM55 256H56V258H55ZM80 256H82V257H80ZM91 256L94 258V260L92 259ZM215 256H216V258H215ZM247 256H249L248 258L250 260L247 259ZM47 257H50V259H48ZM76 257H77V259L75 262L74 258H76ZM114 257L116 260L115 263H114ZM170 257L172 259H174L175 261L174 260H171L173 262L169 261ZM210 257H212L213 259L212 258L210 259ZM256 257H258V258L256 259ZM111 258H113V262L110 261ZM14 259H15V261H14ZM91 259H92V261H91ZM104 259L107 261H105ZM204 259H206V261H204ZM227 259H228V261H226ZM134 260H136V262ZM181 261H183V262H181ZM188 261H190V262H188ZM211 261H213V263H210ZM238 261H239V263H238ZM108 262H110V263H108ZM42 263L44 264V261ZM200 263H198V264H200ZM45 264H46V261H45ZM47 264H48V262H47Z\"/></svg>",
	"mask_w": 264,
	"mask_h": 264
},
{
	"label": "bare ground",
	"instance_id": "2",
	"mask_svg": "<svg viewBox=\"0 0 264 264\" xmlns=\"http://www.w3.org/2000/svg\"><path fill=\"white\" fill-rule=\"evenodd\" d=\"M13 1H15V0H13ZM17 1H20V0H17ZM22 1V0H21ZM20 1V2H21ZM34 1V0H33ZM36 2L38 1V0H35ZM59 1V0H58ZM62 1V0H61ZM75 1H78V3H79V5L82 3L81 2V0L79 1V0H75ZM105 1H107V0H105ZM137 1V0H136ZM39 2V1H38ZM41 4L40 5H42V4H44L46 7H52V8H54L55 9V1L54 0H41ZM60 2V1H59ZM81 2V3H80ZM104 2V1H103ZM140 2V3H139ZM24 3V2H23ZM22 2L20 3L21 5L19 6V8L17 9V10H21V8H24L23 9V13H22V11L20 12V11H17V12H19V13H17V14H24V10H25V12L27 11L26 10V6H27V4H26V1H25V4H23ZM40 3V2H39ZM38 3V4H39ZM58 3V2H57ZM61 3V2H60ZM63 3H65V1L63 2ZM72 3H73V0H72ZM72 3L70 2V4L72 5ZM78 3L76 4V3H74L76 6H77V9L79 10V5H78ZM105 3H107V4H109L108 2H105ZM139 3V4H138ZM138 3H137V8H135V12H136V14H137V17L139 18V20H140V22L142 21V23H143V25L144 26H146L147 27V25L153 30L152 31V35H151V39H150V44L152 45L151 46V48H152V51L150 50V49H148L149 50V52H150V57L152 58V61H154L152 64H150V68H149V66H148V69L147 70H149V71H156V73L158 72V71H162V72H170V73H172V72H175V74L177 73V74H179V75H197L198 74V72H201V71H208V72H210V71H212V70H214L213 69V64L210 62V59H208L209 57H210V53H208V52H213L212 50H216V51H218L217 49H215L217 46H216V44H212V42L209 44V43H203V41H202V38H200V37H202V33H201V31H203V33L204 34H206V36L207 35H209L210 36V39L208 40V41H212V37H213V39L215 38L214 36V34H217L216 32H218V30L220 29V31H219V33L221 32V28L223 27V26H226V25H230V26H228V27H231V25L232 26H234V27H236V26H240V27H243V28H245L246 29V32L249 30V29H251V30H253L252 28V26H254V24L256 25H258V24H260L261 22V24L260 25H262L263 26V23H264V9H263V11H262V7H264V0H141V1H138ZM70 4H69V6H70ZM107 4H104V5H107ZM12 5H13V2H12ZM26 5V6H25ZM39 5V6H40ZM44 5H42V6H44ZM57 5V4H56ZM82 5H83V3H82ZM25 6V7H24ZM32 9L34 8V5L32 4ZM42 6H41V8H42ZM59 6V5H58ZM57 6V7H58ZM75 6V7H76ZM85 6V5H84ZM103 6V5H102ZM14 7V6H13ZM35 7H37V6H35ZM61 6H59V8H60ZM66 7V6H65ZM105 7V6H104ZM59 8H57V12H58V9ZM68 8V7H67ZM106 8H108L109 10H110V7H108V6H106ZM9 9H10V7H9ZM37 9V8H36ZM46 9V8H45ZM70 9H72V8H70ZM76 9V10H77ZM261 9V10H260ZM31 10V9H30ZM43 10V9H42ZM48 12L50 11V9L48 10V8L46 9ZM12 11H14V10H12ZM32 12L31 13H29V14H33V11L34 10H31ZM44 11V10H43ZM59 11H61V10H59ZM106 11V10H105ZM9 12H10V10H9ZM37 12V11H36ZM42 12V11H41ZM53 12V11H52ZM70 12V11H69ZM102 12H104V11H102ZM110 12V11H109ZM11 13V12H10ZM9 13V14H10ZM38 13V12H37ZM44 13V12H43ZM42 13V16L44 15ZM46 14H47V12H45ZM61 13V12H60ZM72 13V12H71ZM70 13V14H71ZM21 14V16H23ZM45 14V15H46ZM50 14H51V11H50ZM53 14V13H52ZM58 14H59V12H58ZM73 14V13H72ZM93 14V13H92ZM104 15V17L106 16V12H104L103 13ZM108 14V13H107ZM33 15H35V17H36V13H34ZM38 15H41V13H38ZM44 15V16H45ZM49 15V14H48ZM48 15H46V16H48ZM54 15H55V13H54ZM109 15V14H108ZM107 15V16H108ZM18 16V15H17ZM52 16V15H51ZM51 16H50V19H51ZM59 16V15H58ZM94 16V15H93ZM98 16V15H97ZM106 16V17H107ZM1 17V16H0ZM2 17H4V16H2ZM1 17V18H2ZM6 17V16H5ZM8 17H10V15H8L6 18H8ZM12 17V16H11ZM53 17V16H52ZM105 17V19H107ZM109 17H110V15H109ZM111 17H112V15H111ZM18 18V17H17ZM20 18V17H19ZM27 18V17H26ZM30 18H32V16L30 15ZM37 18V17H36ZM45 18V17H44ZM48 18H49V16H48ZM48 18H45L46 20H48ZM55 18V17H54ZM57 18V17H56ZM67 19H68V17H66ZM73 18V17H72ZM77 18V17H76ZM85 18V17H84ZM83 18V19H84ZM3 19V18H2ZM9 19V18H8ZM32 19H35L34 17L32 18ZM49 19V20H50ZM74 19V18H73ZM72 19V20H73ZM80 19H82V18H80ZM82 19V20H83ZM110 19H112V18H110ZM110 19H108V20H110ZM128 19V18H127ZM1 20V19H0ZM10 20V19H9ZM18 20V22H17V24H16V26H18V23H20L21 24V26H22V24L23 23H21L20 22V20L19 19H17ZM39 20H42L41 18L39 19ZM45 20V22L44 23H46L47 21ZM49 20H48V22H49ZM85 20V19H84ZM132 20V19H131ZM130 20V22H132ZM138 19H137V23H138V21H139ZM29 21H31V19L29 20ZM51 21V20H50ZM74 21V20H73ZM76 21H77V19H76ZM79 21V20H78ZM125 21V20H124ZM127 21V20H126ZM134 21H136V20H133V23H134ZM22 22H23V19H22ZM42 23L43 22V20L42 21H39L38 23ZM52 22V21H51ZM51 22H49V23H47V25H45V26H48ZM64 22V21H63ZM108 22V21H107ZM25 24L27 23V21L26 22H24ZM69 23V22H68ZM75 23V22H74ZM81 23H83L82 21H81ZM85 23V22H84ZM96 23H97V21H96ZM162 23H168V24H170L171 26H173V28H174V31L173 30H171L170 28V32L171 33H169V34H171V36H169L170 37V40H169V42H167V40H168V37H167V35H163L162 37L160 36V34L162 33L161 31H159L158 29L160 28V29H162L163 30V28H165V27H161V25L163 26H165V24H162ZM24 24V26H26ZM64 24V23H63ZM94 24L95 23H93V26H94ZM98 24V23H97ZM132 26L134 25V24H132V23H130ZM217 24H224L221 28H217ZM15 25V24H14ZM36 25H37V23H36ZM67 25V24H66ZM65 25V26H66ZM76 25H79L78 23L76 24ZM76 25H74V26H76ZM81 25V24H80ZM85 25V24H84ZM96 25V24H95ZM107 25V24H106ZM105 25V26H106ZM160 25V26H159ZM219 25H218V27H219ZM260 25H258V26H256L257 28H260L261 26ZM12 26V25H11ZM27 26H28V24H27ZM30 27H32V25H29ZM41 26V25H40ZM50 27H51V25H49ZM64 25H63V27H65ZM68 26V25H67ZM66 26V27H67ZM117 25H116V23L115 24H112V26H111V24L110 25H108V27L110 28V29H112L111 31H113V29H114V27H115V29L117 30V28H118V31H119V28H120V26L118 27H116ZM132 26H130L129 25V27L131 28ZM158 26H159V28H158ZM167 26V25H166ZM216 26V27H215ZM19 27V26H18ZM65 27V28H66ZM69 27V26H68ZM67 27V28H68ZM87 27V26H86ZM100 27V26H99ZM107 27V26H106ZM128 27V28H129ZM184 27H191V28H193V31H192V29H191V31L190 32H188L187 34L185 33V32H180V30L179 29H183ZM212 27H215L216 29H212ZM227 27V26H226ZM234 27H231V28H234ZM240 27L238 28L239 30L238 31H240ZM264 27V26H263ZM39 28V27H38ZM42 28V27H41ZM44 28V31H46V29H45V27H43ZM64 28V29H65ZM70 28H72V27H70ZM75 28V27H74ZM78 28H80L79 26H78ZM77 28V30H79ZM83 28H84V26H83ZM90 27H88V29H89ZM108 28V29H109ZM122 28H124V27H122ZM129 28V30L127 29H125V30H123L122 32H123V34H121L122 32H120V36H119V34L117 33L118 31H116L115 32V30H114V32L113 33H110V29H109V32H108V37L110 36V35H113V36H110L109 38H110V41H109V43H112L111 44V46H112V51H114L115 53H116V55H114V57L115 56H117V54H119V53H117L115 50H119L118 48L120 47H122L121 49L122 50H124L125 51V53L129 50V48H128V50H126V48L124 49V47L126 46V44L125 45H122L121 46V41H124L125 42V39H123V38H126V41H127V38H128V40H129V42L131 43V44H133L134 45V42L135 41H137V44L136 45H138L139 44V40L141 39V41H142V38L144 37H146V38H148L146 35H149L150 33H151V31L149 32V30H150V28H148V34H146L145 33V31L144 32H140L138 35H140L142 38H140L138 35H137V33L138 32H135V33H132V32H134V30H132L133 28H131L130 29ZM158 28V29H157ZM168 28V27H167ZM209 28H211L210 30H209ZM34 29V28H33ZM36 30H37V28H35ZM49 29V28H48ZM63 29V30H64ZM88 29H86V31L88 30ZM107 29V28H106ZM105 29V30H106ZM218 29V30H217ZM82 30V29H81ZM121 30V29H120ZM130 30H132L131 31V34H133V35H130ZM166 30V29H165ZM165 30H163V31H165ZM204 30H205V32H204ZM206 30H207V32L208 33H211L212 34V36L210 35V34H207L206 33ZM215 30H217V31H214ZM11 31V30H10ZM65 31V30H64ZM68 31V30H67ZM72 31V30H71ZM107 31V30H106ZM124 31H126V32H124ZM127 31H129V35H128V33H127ZM161 32L159 35H157L159 32ZM167 31H168V29H167ZM186 31V30H185ZM236 31H237V29H236ZM13 31H11V33H12ZM35 32H38V31H35ZM62 32V31H61ZM83 32V31H82ZM84 32H85V30H84ZM88 32V31H87ZM87 32H85V33H87ZM155 32V33H154ZM158 32V33H157ZM214 32V33H213ZM226 32V31H225ZM242 32H244L245 33V31L244 30H242ZM252 32V31H251ZM250 31H249V34L251 33ZM254 32V31H253ZM3 32H2V30H1V34H2ZM9 33V32H8ZM63 33V32H62ZM65 33V32H64ZM69 33H73V32H69ZM69 33H65V35H67L68 34V37L67 38H69L70 37V34ZM78 33H80V32H78ZM84 33V35L86 36V35H88V34H85ZM110 33V34H109ZM126 33V34H125ZM167 33V32H166ZM219 33L217 34V35H219ZM0 34V35H1ZM5 34H6V32H5ZM14 33H12L11 34V37H12V35H13ZM37 35H38V33H36ZM74 34V33H73ZM144 34V35H143ZM146 34V35H145ZM154 34V35H153ZM220 34H222V33H220ZM246 34V33H245ZM244 34V35H245ZM7 35H9V34H7ZM48 35V34H47ZM76 35V34H75ZM84 35H82V36H84ZM162 35V34H161ZM193 35H196V38H194L193 37ZM199 35V36H198ZM222 35H224V34H222ZM247 35H248V33H247ZM5 36V35H4ZM79 36H81V34L79 35ZM78 36V37H79ZM81 36V37H82ZM84 36V37H85ZM88 36H90V34L88 35ZM232 36V35H231ZM10 37V38H11ZM40 37V36H39ZM74 35H72L70 38L71 39H74V40H77L78 39V41H79V38L78 37H74ZM80 37V40H82L83 41V43H85V44H88V43H86V42H91V41H89L90 39H88V37L86 36V38H87V40L88 41H84L85 39L84 38H81ZM95 37H98V36H95ZM114 37V38H113ZM123 37V38H122ZM235 37V36H234ZM238 36H236V38H237ZM4 38V37H3ZM63 38H65V37H63ZM77 38V39H76ZM90 38V37H89ZM123 40H122V39ZM145 38V39H146ZM150 38V37H149ZM148 38V39H149ZM166 40H165V39ZM204 38V37H203ZM227 38H228V36H227ZM227 38H225V39H227ZM5 39V38H4ZM61 39H62V37H61ZM70 39V40H71ZM97 39H100V38H97ZM121 39V40H120ZM217 39V38H216ZM219 39V38H218ZM217 39V40H218ZM245 39V38H244ZM264 39V38H263ZM66 40V39H65ZM64 39H63V41L64 42H66V41H68V40H66L65 41ZM73 40V41H74ZM112 40V41H111ZM230 40H232V39H230ZM247 40V39H246ZM4 41V40H3ZM72 41V40H71ZM70 41V42H71ZM96 41V40H95ZM165 41V42H164ZM204 41H207V40H204ZM2 42V41H1ZM0 42V43H1ZM8 42H10V41H8ZM12 42H14V41H12ZM64 42H63V44H64ZM128 42V43H129ZM143 42H144V39H143V41H142V43L141 44H143ZM147 42V41H146ZM231 41H229L228 43H230ZM245 42V41H244ZM53 44H54V42H52ZM74 43V42H73ZM73 43H70V45H65V48H67V46L69 47V46H72V44ZM217 43V42H216ZM231 43H233V42H231ZM251 43H253V42H251ZM18 44V43H17ZM32 44V43H31ZM30 44V45H31ZM66 44H69V42H67ZM77 44V46H74V47H79L78 46V43H76ZM84 44V45H85ZM92 44V43H91ZM119 44H120V46H119ZM122 44H123V42H122ZM209 44V45H208ZM240 44V43H239ZM238 44V46H240ZM2 45V44H1ZM7 45V44H6ZM13 45V44H12ZM16 45V44H15ZM33 45V44H32ZM136 45H134V46H136ZM211 45L213 46L212 48H211ZM215 45V46H214ZM229 44H227V46H228ZM232 45V44H231ZM230 45V46H231ZM248 45V44H247ZM255 44H253V46H254ZM256 45L259 47L261 44L259 43V42H257L256 43ZM88 46H89V44H88ZM133 46V47H134ZM226 46V47H227ZM233 46V45H232ZM237 46V47H238ZM249 46H252V45H249ZM3 47H5V45L3 46ZM64 47V46H63ZM118 47V48H117ZM126 47H129V46H126ZM147 47H149V43H148V46ZM215 47V48H214ZM256 47V46H255ZM10 48V47H9ZM13 48V47H12ZM21 48V47H20ZM59 48H60V46H59ZM86 49L85 47H83V46H80V49ZM89 48H91V47H89ZM117 48V49H116ZM131 48H132V46H131ZM150 48V47H149ZM262 48H264L263 46H262ZM24 49V48H23ZM22 49V50H23ZM210 49H211V51H210ZM227 49V48H226ZM235 49L237 50V52L235 53H227L226 52V54H224V55H226L224 58H230L229 56H231V58L232 59H234L235 60V62H234V69H235V71H239V70H244L245 69V65H246V61L244 60V58H242L241 59V57H239V56H241L242 55V52H243V49L241 48L240 49V47L237 49L236 47H235ZM67 51H71L72 52V50H68V48L66 49ZM86 50H89L88 48L86 49ZM111 50V49H110ZM222 50V49H221ZM245 50V49H244ZM247 50V49H246ZM258 50V49H257ZM15 51H16V49H15ZM20 51V50H19ZM40 51V50H39ZM39 51H37V54H38V52ZM41 51H42V49H41ZM75 51V50H74ZM96 51L98 52V49H96ZM220 51V50H219ZM228 51V50H227ZM239 51V52H238ZM261 51V50H260ZM43 52V51H42ZM76 52V51H75ZM95 52V51H94ZM97 52H95L94 53V55H93V57H100L98 54L96 55V53ZM106 52V51H105ZM111 52V51H110ZM128 52H130V51H128ZM146 52V51H145ZM249 55H251L252 57H256L257 56V59H259V55H257V53L259 52V50L257 51V52H255V51H249V49H248V51H246ZM16 53V52H15ZM20 53V52H19ZM41 53V52H40ZM112 53V52H111ZM130 53H132V52H130ZM216 54H217V52H215ZM218 53H220V52H218ZM221 53H222V51H221ZM220 53V54H221ZM9 54H11V53H9ZM23 54V53H22ZM67 54V53H66ZM72 54V53H71ZM113 54V53H112ZM216 54H215V57L216 58H218L217 56H216ZM222 54V56H224ZM12 55H14V54H12ZM11 55V56H12ZM17 55H18V51H17ZM40 55V54H39ZM87 55H88V53H87ZM90 55V54H89ZM132 55V54H131ZM134 55V54H133ZM211 55H214L213 53L211 54ZM219 55V54H218ZM263 55V56H262ZM38 56V55H37ZM41 56V55H40ZM58 56H60L59 54H58ZM85 56V55H84ZM120 56V55H119ZM119 56H117V57H119ZM127 56V55H126ZM222 56H220L219 58H223ZM43 57V56H42ZM64 57V56H63ZM95 57V58H96ZM122 57H124V56H122ZM214 56H213V58L212 59H214L215 58ZM251 57V58H252ZM262 57V58H261ZM261 59H263L264 58V52L262 51V53H261ZM28 58V57H27ZM36 58V57H35ZM107 58V57H106ZM150 58V59H151ZM215 58V59H216ZM223 58V59H224ZM246 58H249L250 59V57L247 55L246 56ZM32 59V58H31ZM42 59V58H41ZM40 59V60H41ZM61 59L62 58H60V60L58 61L59 63H61L60 61H61ZM129 59H131L130 57H129ZM222 59V63H223V60ZM261 59H260V62H262L261 61ZM13 60V59H12ZM56 60H57V58H56ZM63 60V59H62ZM85 60V59H84ZM88 60V59H87ZM87 60H85L86 61V63L85 64H87L88 62H87ZM98 60V59H97ZM114 60V59H113ZM120 61H126V60H123L122 58L121 59H119ZM118 60V61H119ZM137 60V59H136ZM226 60V59H225ZM25 61V60H24ZM26 61H28V59L26 60ZM25 61V62H26ZM30 61V60H29ZM28 61V62H29ZM53 61H55V60H53ZM64 61V60H63ZM84 61V62H85ZM99 61H101V57H100V60ZM119 61V62H120ZM128 61V62H127ZM125 63H129V60H127ZM3 62V61H2ZM6 62L7 61H5V63L4 64H6ZM28 62H26V64H25V66L28 64ZM50 62V59H48V63ZM134 62V61H133ZM137 62V61H136ZM257 62H259V61H257ZM264 62V61H263ZM11 63V62H10ZM15 63V62H14ZM21 62H19L18 64H20ZM31 63V62H30ZM43 63V62H42ZM47 63V62H46ZM55 63V62H54ZM53 63V64H54ZM58 63V64H59ZM100 63V62H99ZM115 63V62H114ZM130 63H132V60L130 61ZM129 63V64H130ZM135 63V62H134ZM145 63V62H144ZM214 63V62H213ZM225 63V62H224ZM32 64V63H31ZM35 64H37V63H35ZM64 64V63H63ZM116 64V63H115ZM122 64V63H121ZM261 64V63H260ZM16 65V64H15ZM43 65V64H42ZM61 64H59L58 65V67L60 66ZM92 65V64H91ZM91 65H89V66H91ZM114 64L112 63V66H113ZM122 65H124V63L122 64ZM130 65H132V64H130ZM146 65V64H145ZM216 66H217V64H215ZM214 65V66H215ZM229 65V64H228ZM227 65V66H228ZM5 66V65H4ZM17 66V65H16ZM28 66H30V68L33 66H31V65H28ZM57 66V65H56ZM135 66V65H134ZM214 67V68H216L217 69V67ZM0 67H1V65H0ZM6 67H7V65H6ZM19 67H21V66H19ZM34 67H35V65H34ZM38 67V66H37ZM53 67V66H52ZM61 67H62V65H61ZM93 67H95L96 68V65H93ZM97 67H98V65H97ZM115 67V66H114ZM114 67H112V71L114 72V73H118V69L117 68H114ZM146 67V66H145ZM219 67V66H218ZM39 68V67H38ZM41 68V67H40ZM92 68V66L90 67V69ZM127 68V67H126ZM10 69H12V68H10ZM21 69L22 68H20V71H21ZM25 69H27V68H25ZM24 69V67H23V70H25ZM29 69V68H28ZM34 69H36V68H34ZM33 69V70H34ZM53 69V68H52ZM54 69H55V67H54ZM57 69V68H56ZM115 69V70H114ZM129 69V70H128ZM128 69H126V70H128V72L130 71V68H128ZM219 69H220V67H219ZM239 69V70H238ZM18 70H19V68H18ZM22 70V71H23ZM30 70H32V69H30ZM32 70V71H33ZM92 70V69H91ZM97 70V69H96ZM221 70H223V69H220V73H222V71ZM1 71V70H0ZM10 71H12V70H10ZM31 71V72H32ZM41 71V69L39 70V72ZM120 71V70H119ZM132 71V70H131ZM2 72V71H1ZM17 72H19V71H17ZM25 72V71H24ZM36 72H38V69L36 70ZM35 72V70H34V73H36ZM55 72V71H54ZM59 72V71H58ZM57 72V73H58ZM92 72H93V70H92ZM134 72V71H133ZM136 72V71H135ZM143 72V71H142ZM145 72V71H144ZM143 72V73H144ZM214 72V71H213ZM224 73H225V71H223ZM29 73V72H28ZM34 73H31L32 75L34 74ZM121 73V72H120ZM155 73V72H154ZM202 73V72H201ZM216 73H218L219 74V72H216ZM224 73H223V75H224ZM31 74H30V78H31ZM38 74V73H37ZM97 74V73H96ZM130 72L127 74L128 75V78L130 79V75H132V74H130ZM146 74H148V71L146 72ZM149 74H151V73H149ZM158 74V73H157ZM165 74H167V73H165ZM200 74V73H199ZM198 74V75H199ZM212 73L210 72V74L209 75H211ZM19 75H20V73H19ZM25 75V74H24ZM59 74H57V76H58ZM93 75H95V73L93 74ZM116 75V74H115ZM114 75V76H115ZM121 75H122V73H121ZM121 75H119V76H121ZM123 75H125V74H123ZM122 75V76H123ZM126 75V76H127ZM134 76H135V73L133 74ZM133 75H132V77H131V79H130V81L132 80V78H133ZM138 75V74H137ZM159 75V74H158ZM172 75H173V73H172ZM181 75V76H182ZM222 75V74H221ZM17 76V75H16ZM22 77H23V75H21ZM96 76V75H95ZM121 76V77H122ZM139 76V75H138ZM141 76V75H140ZM178 76V75H177ZM201 76V75H200ZM207 76V75H206ZM217 76V75H216ZM225 76V75H224ZM18 77V76H17ZM20 77V76H19ZM21 77V78H22ZM29 77V76H28ZM28 77L26 78V79H28ZM33 77L35 78V75H33ZM40 77V76H39ZM94 77V76H93ZM117 77V76H116ZM155 77V76H154ZM157 77V76H156ZM182 77H185V76H182ZM181 77V78H182ZM202 77V76H201ZM226 77H228V76H226ZM110 78V77H109ZM123 78V77H122ZM124 78H125V76H124ZM123 78V79H124ZM135 78V77H134ZM133 78V79H134ZM137 78V77H136ZM148 78H152V77H148ZM180 78V77H179ZM185 78H187V77H185ZM185 78H184V80H185ZM205 78H207V77H205ZM210 78V77H209ZM59 79V78H58ZM61 79V78H60ZM188 79V78H187ZM208 79V78H207ZM29 80V79H28ZM53 80V79H52ZM110 80V79H109ZM108 80V81H109ZM160 80V79H159ZM47 81H48V79H47ZM55 81H57V79H55ZM120 81V80H119ZM152 81V80H151ZM190 81V80H189ZM198 81V80H197ZM58 82V81H57ZM126 82L129 84V80L126 78ZM142 82V81H141ZM144 82V81H143ZM191 82V81H190ZM201 83L200 84H202V80L200 81ZM211 82V81H210ZM48 83V82H47ZM50 83V82H49ZM131 84L133 83L132 81L130 82ZM146 83V82H145ZM151 83V82H150ZM153 83V82H152ZM183 83H185V82H183V79H178L177 81H175L174 82V85H176L175 87H178V86H180V88H183L184 90L186 89H188V87L187 88H185V86H183ZM52 84V83H51ZM118 84L119 85H121V81H120V83L118 82ZM127 84V85H128ZM131 84H129V85H131ZM134 84V83H133ZM132 84V85H133ZM199 84V85H200ZM24 86L26 85V84H23ZM119 85H117V86H119ZM126 85V84H125ZM135 85V84H134ZM133 85V87L135 88V86ZM173 85V86H174ZM27 86V85H26ZM154 86H158V85H154ZM153 86V87H154ZM169 86V85H168ZM22 87V86H21ZM121 87V86H120ZM174 87V88H175ZM205 87V86H204ZM25 88V87H24ZM69 88V87H68ZM144 88V84L143 83H140L139 84V86H138V89L140 90V89H143ZM160 88V87H159ZM166 88V87H165ZM173 88V89H174ZM26 89L27 88H25L24 90L26 91ZM70 89H72V88H70ZM69 89V90H70ZM77 89V88H76ZM177 89V88H176ZM181 90V94L182 93H184L183 91L184 90ZM196 89L198 90V88H194V90L192 89V92H193V94H191V92H190V94L191 95H197L198 94V92L196 91ZM261 89V88H260ZM264 89V88H263ZM27 90H29V89H27ZM51 90H53V89H51ZM67 90V89H66ZM68 90V91H69ZM98 90V89H97ZM101 90V89H100ZM205 90V89H204ZM259 90V89H258ZM67 91V94H69V92ZM74 91V90H73ZM78 91V90H77ZM157 91H159V90H157ZM167 91V90H166ZM202 91V90H201ZM255 91V90H254ZM253 91V92H254ZM53 93H54V90L52 91ZM58 92V91H57ZM99 92H101V91H99ZM130 92H132V90L130 91ZM135 92H137V91H135ZM160 92V91H159ZM199 92H200V89H199ZM203 92V91H202ZM59 93V92H58ZM73 93V92H72ZM76 93V92H75ZM79 93V92H78ZM102 93V92H101ZM101 93H99L100 95H101ZM118 93V92H117ZM197 93V94H196ZM211 93V92H210ZM52 94V93H51ZM60 94H62V92H60ZM70 94H71V92H70ZM69 94V95H70ZM159 94V93H158ZM185 94V93H184ZM184 94L183 95H181V96H183L184 97ZM255 94V93H254ZM253 94V95H254ZM56 95L57 96H59L57 93H56ZM79 95V94H78ZM88 95V94H87ZM100 95H98V98L99 97H101ZM107 95H108V93H107ZM112 95V94H111ZM110 95V96H111ZM130 95V94H129ZM169 95V94H168ZM198 95H200V94H198ZM215 95V97H216V94H214ZM226 95V94H225ZM224 95V96H225ZM73 96V95H72ZM77 96V95H76ZM80 96V95H79ZM92 96H94V95H92ZM95 96H96V94H95ZM103 96V95H102ZM104 96L106 97V98H104V97H102V98H104V100H102V102L103 101H105V102H103L104 104L105 103H109L110 104V101L108 102V97L104 94ZM118 96V95H117ZM126 95H124V96H120V97H125ZM153 96L155 97L156 96V92H155V94H153ZM175 96H177V98H176V100L177 101H180V95H179V93H176V95ZM175 96H174V99H175ZM260 96V95H259ZM261 96L262 97H264L263 95H262V93H261ZM56 97V96H55ZM54 97V98H55ZM97 97V96H96ZM96 97H95V99L93 98V100L92 99H90L91 100V105L89 104V102H88V104H89V107L91 108V106L93 107L94 106V104L93 103H95L96 101H98L99 102V99L98 100H96ZM152 97V96H151ZM154 97H152V99H153V102L154 101H156V99H157V97H155V100H154ZM261 97V98H262ZM53 98V99H54ZM67 98V97H66ZM74 98L76 99V97H75V95H74ZM88 98H89V96H88ZM126 98V97H125ZM148 98V97H147ZM160 98V97H159ZM158 98V99H159ZM210 98V97H209ZM222 98V97H221ZM240 98H242V97H240ZM52 99V101H54ZM62 99H64L63 98V94H62ZM81 99H82V97H81ZM110 99V98H109ZM121 99V98H120ZM150 99V98H149ZM152 99H151V101H152ZM161 99V98H160ZM162 99H163V101H162ZM161 99V101H159V104L160 105H162L160 102H164V101H166V100H164V98H162ZM173 99V98H172ZM236 99V98H235ZM263 99V98H262ZM33 100V99H32ZM43 101H45L44 99H42ZM95 100V101H94ZM114 100V99H113ZM113 100H112V102H113ZM122 100V99H121ZM124 100V99H123ZM126 100V102L129 100V98L127 99H125ZM223 100V99H222ZM243 100V99H242ZM241 100V101H242ZM82 101V100H81ZM92 101H94V102H92ZM116 101H119V103L121 104V102H124V101H120V100H116ZM130 101V100H129ZM191 101V100H190ZM32 103L34 102V101H31ZM51 102V101H50ZM54 102H56V101H54ZM61 102V101H60ZM100 102H101V99H100ZM112 102H111V104H112ZM188 102H189V100H188ZM193 102V101H192ZM191 102V103H192ZM201 102V101H200ZM203 102V101H202ZM244 102V101H243ZM242 102V103H243ZM251 102V101H250ZM40 103V101L38 102V104ZM43 103V102H42ZM45 103V102H44ZM43 103V104H44ZM52 103V102H51ZM62 103H64V102H62ZM79 103H80V101H79ZM125 103V102H124ZM129 104L131 103V102H128ZM157 102H155V104H156ZM181 103V102H180ZM204 103V102H203ZM233 103V102H232ZM232 103H229L230 105H233L234 106V112H231V113H233L232 115H233V120H232V122H231V125L233 124V121L235 120V123L233 124V127H235V129L236 128H239L240 126H241V123L243 122V121H245V119H247V117H248V115H245V114H251L253 111H251L250 112V108H251V106L252 105H248L247 104V102L245 101L244 103L246 104V105H248L249 106V112H248V110H247V112L245 111V113H244V110H243V112H242V110H241V112H240V110H238L237 108V105L236 104H232ZM236 103V102H235ZM243 103V104H244ZM258 103H260V102H258ZM37 104V102L35 103V105ZM57 104H59V101L57 102ZM95 104H97V102L95 103ZM101 104V103H100ZM109 104H106V105H109ZM109 105V107L110 106H112V105ZM153 104V106L155 105L154 103H148V105L149 106H146V108H145V106L144 107H142L143 108V110H144V108L147 110V108L149 107V108H151L152 105ZM158 104V103H157ZM156 104V105H157ZM165 104V103H164ZM179 104V103H178ZM193 104V103H192ZM205 104V103H204ZM228 104V106H230ZM238 104V103H237ZM255 104V103H254ZM47 105H48V103H47ZM80 105H81V103H80ZM83 105V104H82ZM85 105V104H84ZM99 105V104H98ZM101 105H103V104H101ZM106 105H103L104 107L106 106ZM144 105H147V104H144ZM166 105V104H165ZM165 105H163V106H165ZM189 105V104H188ZM188 105L186 106V104H185V106L186 107H188ZM218 105V104H217ZM227 105V104H226ZM32 106H34V103L32 104ZM41 106V105H40ZM39 106V107H40ZM69 106V105H68ZM96 106V105H95ZM131 106H133V105H131ZM162 106V107H163ZM179 106V105H178ZM183 106V104L181 105V107L179 108V109H181V112H183V111H185V112H187L188 113V108H184V107H182ZM191 106L192 105H190V108H191ZM225 106V105H224ZM35 107V106H34ZM42 107V106H41ZM66 107V106H65ZM78 107H81V106H79L78 105ZM77 106H76V108H78ZM116 108L118 107L119 109H121L118 105L117 106H115ZM114 107V108H115ZM122 107V106H121ZM141 107V106H140ZM177 107V106H176ZM236 107V108H235ZM256 107V106H255ZM258 107V106H257ZM263 108H262V110L264 109V106H262ZM31 108V107H30ZM29 108V109H30ZM61 108V107H60ZM95 108V107H94ZM106 109H111V110H114L113 109V106L111 107V108H107V106L105 107ZM139 108V107H138ZM153 108V107H152ZM155 108V107H154ZM153 108V111H152V115L155 113L156 114V117L155 118H158L159 119V117L161 116V114L159 113V108H158V111H157V108H155L154 109ZM170 108V107H169ZM173 108V107H172ZM186 109V110H184V109ZM193 108H195V104H193ZM197 108H199L200 109V107H198L197 106ZM202 108V107H201ZM204 108V107H203ZM260 108V107H259ZM63 109V108H62ZM67 109V108H66ZM68 109H69V107H68ZM171 109V108H170ZM182 109H183V111H182ZM217 109V108H216ZM231 109V108H230ZM229 109V110H230ZM242 109V108H241ZM258 109V108H257ZM31 110V109H30ZM29 110V111H30ZM34 110V109H33ZM64 110V109H63ZM80 110V109H79ZM82 110V109H81ZM98 110V109H97ZM149 110V113L148 114H150L151 113V111H150V109H148ZM205 110V109H204ZM237 110H238V112L239 113H244L243 114V116L240 118V117H237L238 115L240 116V114H237L238 112H237ZM253 110H254V108H253ZM260 110V109H259ZM28 111V110H27ZM43 111H47V110H43ZM66 111V110H65ZM64 111V112H65ZM83 111H84V109H83ZM83 111H81V113L83 112ZM138 111V110H137ZM145 111V110H144ZM191 111V110H190ZM235 111L237 112L236 114H234L235 113ZM264 111V110H263ZM48 112V111H47ZM68 112V111H67ZM66 112V113H67ZM139 112V111H138ZM141 112V111H140ZM254 112H256L255 110H254ZM27 113H29V112H27ZM26 113V114H27ZM30 113H32V112H30ZM52 113V112H51ZM65 113V114H66ZM80 113V112H79ZM83 113H85V112H83ZM90 113H91V110H90ZM158 113V114H157ZM184 113V112H183ZM193 113V112H192ZM214 114H215V112H213ZM226 113V112H225ZM261 113V112H260ZM263 113V112H262ZM262 113L261 114H259L260 115V120H261V122H263L262 120H264V118H262ZM37 114V113H36ZM56 114V113H55ZM69 114H71L70 112H69ZM68 114V115H69ZM86 114V113H85ZM89 114V113H88ZM93 114V113H92ZM186 114V113H185ZM190 114V113H189ZM219 114V113H218ZM230 114V113H229ZM37 115H39V113L37 114ZM58 115V114H57ZM63 115V114H62ZM67 115V116H68ZM101 115V111H100V114H99V116ZM141 115V114H140ZM157 115H159V117H157ZM162 115L164 116V117H166L163 113H162ZM188 115V114H187ZM194 115V114H193ZM236 116V118H235V116ZM252 115V114H251ZM256 116H258V114L256 113L255 114ZM253 116V119L252 120H254L255 122H256V120H257V118L259 117H256V116ZM27 116V115H26ZM88 116V115H87ZM98 116V117H99ZM142 116H143V114H142ZM141 116V117H142ZM217 116V115H216ZM247 116V117H246ZM263 116H264V114H263ZM31 116H29V118H30ZM38 117V116H37ZM101 117H103V116H101ZM100 117V118H101ZM141 117H138V118H141ZM163 117V119H167V118H164ZM252 117V116H251ZM256 118V120H255V118ZM26 118V117H25ZM32 118V117H31ZM36 118V117H35ZM34 118V119H35ZM40 118V117H39ZM38 118V119H39ZM99 118V119H100ZM191 118H193V117H191V115H190V117H189V122H190V124L192 123V122H194V123H192V125L190 126V128H189V130H190V134H191V131H196V133L198 132V134L200 135V138L201 139H203L204 140V142H202V141H200L201 142V144H203V145H205V146H200V147H207V150H210V151H212V152H214L215 151V149H217V147H219V142L215 139V135H213V134H210V133H207L206 131H201L200 132V129L198 128V127H196V126H198V122H197V120H196V122H195V119H191ZM217 118V117H216ZM238 118H240L239 120H242V121H239L238 120ZM245 118V119H244ZM83 119V118H82ZM87 119V118H86ZM98 119V118H97ZM137 119V118H136ZM191 119V120H190ZM227 119H230V116H229V118L227 117ZM244 119V120H243ZM259 119V118H258ZM33 120V119H32ZM139 120V119H138ZM161 120H162V116H161ZM217 120V119H216ZM236 120H237V122H239L238 124H237V122H236ZM250 120V119H249ZM259 120V121H260ZM62 121H63V119H62ZM140 121V120H139ZM144 121H145V119H144ZM149 122H150V120H148ZM157 121V120H156ZM155 121V122H156ZM168 121V120H167ZM192 121V122H191ZM212 121V120H211ZM224 121H226V119L224 120ZM64 122H66V121H64ZM99 121H97V123H98ZM101 122H102V119H101ZM106 122V121H105ZM140 122H142V120L140 121ZM147 122V121H146ZM218 122V124L220 123L219 122V120L217 121ZM216 122V123H217ZM241 122V123H240ZM246 122V121H245ZM251 122V121H250ZM247 123V125L249 124V126H252L253 124V127L254 126H257V124L254 122H251L252 123V125H251V123ZM258 122V121H257ZM260 122V123H261ZM36 124L38 123H40V121L39 122H35ZM42 123V125H43V122H41ZM40 123V124H41ZM48 123V122H47ZM46 123V124H47ZM56 123V122H55ZM122 123V122H121ZM126 123V122H125ZM143 123V122H142ZM142 123H140V124H142ZM152 123V122H151ZM196 123V125H193V124H195ZM216 123H215V125H216ZM228 123H230V122H228ZM259 123V122H258ZM264 123V122H263ZM35 124V125H36ZM45 124V125H46ZM49 124V123H48ZM47 124V125H48ZM101 124V123H100ZM99 124V125H100ZM105 124V123H104ZM147 124V123H146ZM169 124H170V126H171V123L169 122ZM213 124V123H212ZM217 124V125H218ZM256 124V125H255ZM10 125V124H9ZM8 125V126H9ZM51 124H49V126H50ZM103 125V124H102ZM105 125H107V123L105 124ZM135 124H133V126H134ZM216 125V127H218ZM227 125V124H226ZM230 125V124H229ZM228 125V126H229ZM235 125H239V126H235ZM262 125V126H261ZM260 126L261 127H264L263 126V124H261ZM44 126V125H43ZM43 126H42V129H43ZM60 126V125H59ZM138 126V125H137ZM150 126V125H149ZM214 126V125H213ZM221 126V125H220ZM227 126V127H228ZM248 126V130H256V128L257 127H254V129H252V127L250 128ZM258 126H259V124H258ZM259 126V127H260ZM68 127V126H67ZM109 127V126H108ZM117 127V126H116ZM132 125H130L129 123L126 125V127L125 128H123L124 130H125V133L123 132V134H121L122 135V140H123V144L125 145V147H127L128 146V149L129 148H134L135 147V149L137 148V149H141V150H144L145 152H147V153H151V157L152 158H154V160H151V158H149L150 160L149 161H146L147 163L148 162H150V164L154 167H151V168H153V170L147 175V173L145 174L146 175V178L147 177H149L150 175H153L154 177H155V179H156V181H158L159 183H161V184H163L165 187H168V184L170 183V181H169V179H168V177H167V175L169 176L170 175V179H171V181L172 182H174V183H176L175 181H179V179H180V181H179V183L178 184H180L181 183V186L180 187H178L179 185H177V183H176V187H178V189L180 188V190H182L181 189V187H183L182 186V184L184 183H182V180H183V174L181 175V176H178V178H176L177 176H174L173 177V174L171 175V173H175V171L174 172H172L171 171V169L172 168H170V166L171 167H173V169L175 170H179L180 171V169L179 168H181V170L183 169H185V168H187V170L189 171L190 170V172L191 171H193L194 169H195V171H193V172H195V175L196 174H199V175H197L194 179H197V180H201V178H203L204 176H203V173L205 172V170H206V167H205V169L203 168V165H206L205 163H208L209 162V157H211L210 155H212V152H211V154H207L208 152H206V151H204V152H201V153H197L196 152V150H195V148L196 147H198V144H196L195 142H192V144L194 143V145L192 146V144H190L189 145V147L187 146L188 145V143L190 142V141H188L187 142V140L185 139L186 137L189 139V137L191 136V135H188V136H185L184 135V132H182L181 131V135L180 136H178L177 134H175V133H173L172 131H171V133L170 134H168V136L165 138V140H164V142L163 143H165L164 145L163 144H159V141H157V139H155V137L154 136H152V134L149 132L150 130L148 129L149 127L147 126V125H140V126H138V127H136V129L134 128V127H132V128H134L135 129V131L134 130H132ZM199 127H200V124H199ZM215 126H214V128H216ZM230 127V126H229ZM232 127V126H231ZM231 127H230V130H232V131H230L233 135L235 134L236 136L235 137H237V136H239V135H237V134H240V136L242 135V133L240 132V130H239V132L236 134V132H237V130H235L234 128L233 129H231ZM31 129H33L32 127H30ZM40 128V127H39ZM50 128V127H49ZM48 127H46V129L47 130H44V132L43 131H41V134H39L40 136L43 134H47L48 135V133L50 134V132L52 131V129H53V127L52 128H50L49 129ZM102 128V127H101ZM104 129L102 130L103 131V133L101 134V135H99L98 136V134L95 136V138L96 139H98L101 143H103V145L105 144L107 147H108V144H110V143H112V142H115V139L117 140V141H119V136H118V134H117V130H116V132H114L113 131V133H112V131H111V128L109 127V129H107L106 128V126L105 127H103ZM225 128V127H224ZM37 129H38V127H37ZM69 129V128H68ZM171 129L172 130H174V125H173V128L171 127ZM59 130V129H58ZM61 130H62V128H61ZM72 130V129H71ZM123 130V131H124ZM167 130H169L170 131V128L169 129H167ZM183 130V129H182ZM188 129H186V131L188 132L189 131ZM203 130H205V129H203ZM258 130V129H257ZM256 130V131H257ZM259 130H260V128H259ZM28 131H30V130H28ZM38 131H39V129H38ZM60 131V130H59ZM69 131V130H68ZM67 131V133H69ZM165 131V132H164ZM163 131V133H166V130H164ZM184 131V130H183ZM234 131H236L235 133H234ZM31 132V131H30ZM34 132H37V131H35V129H34ZM34 132H31V133H34ZM40 132V131H39ZM38 132V133H39ZM43 132V133H42ZM46 132V133H45ZM71 132V131H70ZM186 132V133H187ZM214 132V131H213ZM246 131H244V133H245ZM247 132H250V131H247ZM253 132V131H252ZM262 132H263V130H262ZM121 133V132H120ZM196 133H194V134H196ZM211 133H212V131H211ZM216 133V132H215ZM251 133V132H250ZM254 133V132H253ZM260 138H259V141L260 140H262L263 142H264V140L262 139L263 137H261V130H260ZM258 133V134H259ZM167 134V133H166ZM198 134H196L198 137H199V135ZM32 135V134H31ZM43 135H42V137H43ZM50 135H52V137L54 136L53 134H50ZM164 135V134H163ZM193 135V134H192ZM196 135H194L195 137H196ZM251 134H249V136H248V138L249 137H252V136H250ZM253 135V134H252ZM33 136V135H32ZM61 138H64L65 139V137H67V135L64 137V135H62L61 134ZM68 136L69 137H67V139L69 140L70 139V134H68ZM157 136V135H156ZM161 136H162V134H161ZM185 136V137H184ZM232 136V135H231ZM239 136V137H240ZM243 136V135H242ZM262 136H264L263 134H262ZM34 137V136H33ZM35 137H36V134H35ZM159 137V136H158ZM192 137V136H191ZM21 138V137H20ZM44 138H45V136H44ZM115 138V139H114ZM219 138V137H218ZM234 138V137H233ZM233 138H232V140H233ZM242 138V137H241ZM243 138H244V136H243ZM14 139V138H13ZM22 139V138H21ZM31 139V138H30ZM33 139V138H32ZM35 139V138H34ZM41 139V138H40ZM62 140V143H64L63 141H65V140ZM85 139V138H84ZM120 139H121V137H120ZM161 139V138H160ZM239 139V138H238ZM38 140V139H37ZM47 140H49V139H47ZM200 140V139H199ZM232 140H231V142L230 143H227V144H225L226 145V152H225V154L227 155V156H225V157H227V160L229 161V164H227V165H230L231 164V166L233 167L232 169H234L233 171L231 170V168H230V166H229V168H230V173L229 172H227V170H229L228 169V166L226 167L227 168V170H225V167H224V176H225V173L227 172V175L229 174H231V176H230V178L233 176V175H236V176H240L239 177V179L241 178H243L244 177V179L242 180L243 181V183H241L242 184V190H240L241 188L240 187H238V188H240V189H237V188H235V183H234V185L232 184V187H234L233 188V190H232V188H231V191L232 192H230V190H229V186H227V185H225V186H227V190L225 191V194H224V192H223V194L225 195L224 197H221V194L219 195L220 196V199L222 200L221 202H220V200H218L217 198H216V196L214 197V198H216V201H219V202H217L218 204H220V203H222L223 204V202H224V208H226V209H230V208H233V207H235V206H237V204L235 205V206H233L232 205V207H231V205H230V203H235V202H237L236 201V199L238 200L239 198H241L240 197V195H238V193L237 192H240V191H247L246 193L247 194H249V195H253V194H255V195H257V193H259V196L261 195V194H263V193H261L260 194V192H263V190H264V175L262 174V172L260 171V169L258 170V169H256L257 168V166H259L260 167V165H263L264 166V163H263V160L261 161L262 162V164H260L259 162V165H257L258 163L256 162L255 163V161H258V160H256V157H255V159H254V153L252 152V151H254V150H251V148H246V149H242L241 150V148H239V147H237L236 146V144H234V140H235V143L237 142L236 140V138H234V140H233V142H232ZM243 140H246L245 138L243 139ZM21 141H23V140H21ZM24 141H26V140H24ZM33 141V140H32ZM44 141L46 142V139H44ZM67 141V140H66ZM65 141V143L67 144H63L65 147L67 146L68 147V145H69V141L68 142H66ZM72 141H74V139H72ZM98 141V142H99ZM191 141H193V140H191ZM261 141V142H262ZM14 142H15V140H14ZM20 142V141H19ZM34 142V141H33ZM35 142H38V141H36L35 140ZM85 142V141H84ZM83 142V144H84V146H85V144H86V146H87V144H89V143H84ZM92 142V141H91ZM185 142L187 143V144H185ZM261 142H259V143H261ZM262 142V143H263ZM77 143V142H76ZM75 143V144H76ZM94 143H97V142H94ZM238 143V142H237ZM29 145H30V143H28ZM37 144V143H36ZM47 143H45V145H46ZM79 144V143H78ZM120 144V143H119ZM26 145V144H25ZM24 145V146H25ZM29 145H27L26 146V148L29 146ZM31 145H33V144H31ZM77 145V144H76ZM90 145H92V143L91 144H89V146ZM97 145H101V144H96V146ZM104 145V146H105ZM223 145V144H222ZM40 146H42L41 144H40ZM39 146V147H40ZM63 146V147H64ZM81 146H82V144H81ZM83 146V147H84ZM102 146V145H101ZM100 146V147H101ZM105 146V147H106ZM32 147V146H31ZM43 147V146H42ZM88 147V146H87ZM100 147H98L99 149H100ZM111 149H112V147L111 146H109ZM120 147V146H119ZM69 148V147H68ZM89 148V147H88ZM93 148L94 149H97V147H92L90 150H93ZM241 150H239V149ZM254 148V147H253ZM29 149H31V148H29ZM70 149V148H69ZM85 149H86V147H85ZM105 148L104 147H102V149H100V150H104ZM117 149V148H116ZM120 149H121V147H120ZM198 149V148H197ZM251 150V151H249V153H248V150ZM64 150H65V148H64ZM99 150V151H100ZM247 150V152H245ZM28 151V150H27ZM79 151V150H78ZM87 151H89V150H87ZM95 151V150H94ZM107 151V150H106ZM106 151H104V152H106ZM111 150H109V152H110ZM120 151V150H119ZM136 151V150H135ZM210 151H209V153H210ZM243 151V152H242ZM69 152V151H68ZM81 152V154H82V152H83V150H81L80 151ZM162 152H168L169 154L167 155H165L164 153H162ZM251 152H252V155H251ZM254 152H256V151H254ZM118 153V152H117ZM147 153H146V156H148L147 155ZM247 153L251 156V158L253 159V163H251V161L252 160H250V156H245V155H247ZM101 154V153H100ZM104 154V153H103ZM140 154V153H139ZM197 154H199L200 155V157H198V155ZM224 154V155H225ZM245 154V155H244ZM257 154H259V153H257L256 152V154L255 155H257ZM84 155V154H83ZM111 155V154H110ZM153 155V156H152ZM10 156V155H9ZM14 155H12L11 157H13ZM104 156V155H103ZM139 156V155H138ZM162 156H163V159H161L162 158ZM246 158H245V157ZM262 156H263V154H262ZM81 157V156H80ZM83 157V156H82ZM107 157V156H106ZM259 157V156H258ZM7 158H9V157H7ZM14 158V157H13ZM68 158V157H67ZM132 158V157H131ZM143 158H144V156H143ZM146 158V157H145ZM103 159V158H102ZM113 159V158H112ZM212 159V161H213V157L211 158ZM250 160V162H249V160ZM4 160V159H3ZM14 160V159H13ZM66 160V159H65ZM64 160V161H65ZM140 160H141V158H140ZM196 160V161H195ZM202 160L204 161L203 162V165H201L202 164ZM248 160V161H247ZM81 161V160H80ZM96 161H97V159H96ZM95 161V162H96ZM101 161V160H100ZM143 161L145 162V160L143 159ZM192 161H193V163L194 162H200L201 161V164L199 163V165H200V167L202 166V168H200V170L202 169V170H204L202 173H201V171H200V173L198 172H196V169H197V171H198V168L196 167V168H194L193 169V165L195 166V164L196 163H194V164H192ZM224 161V160H223ZM37 162V161H36ZM88 162V161H87ZM104 162V161H103ZM130 162V161H129ZM132 162V161H131ZM169 162H171L172 164H173V166L171 165V163L169 164ZM216 163H217V161H215ZM219 162V161H218ZM16 163V162H15ZM22 163H23V161H22ZM93 163V162H92ZM197 163V164H198ZM211 163V162H210ZM209 163V164H210ZM214 163V162H213ZM215 163V164H216ZM67 164H69V162L67 163ZM101 164V163H100ZM10 165V164H9ZM23 165V164H22ZM70 165V164H69ZM142 165V164H141ZM170 165V166H169ZM191 165V166H190ZM80 166V165H79ZM144 166V165H143ZM180 166V167H179ZM191 167V169H190V167ZM263 166H261V168L263 167ZM26 167V166H25ZM28 167H29V169L32 171V172H34L33 170L35 169V167L37 168L38 166H35V164H32V160H31V163L30 164H28ZM134 167V166H133ZM188 167H189V169H188ZM258 167V168H259ZM39 168V167H38ZM131 168V167H130ZM138 168V167H137ZM141 168V167H140ZM143 168V167H142ZM150 168V167H149ZM97 169H98V167H97ZM144 169H146L145 167H144ZM262 169H264V167L262 168ZM261 169V170H262ZM15 170V169H14ZM93 170H95V169H93ZM182 170V171H183ZM17 171V170H16ZM19 171V170H18ZM99 171V170H98ZM101 171V170H100ZM129 171H131V170H129ZM147 171V170H146ZM186 171V170H185ZM184 171V172H185ZM187 171V172H188ZM263 171V170H262ZM22 172V171H21ZM20 172V173H21ZM24 172V171H23ZM32 172H30L32 175H33V184H34V188L33 189H39L40 190V188L42 189L43 187H45L44 185H42V186H40V183L39 182H41V181H39L38 179H35V177H34V174L32 173ZM80 172H82V171H80ZM79 172V173H80ZM168 172H170V173H168ZM12 173H14L13 175H15L16 173L15 172H12ZM61 173V172H60ZM134 173V172H133ZM168 173V174H167ZM186 173V172H185ZM184 173V174H185ZM263 173H264V171H263ZM40 174V173H39ZM38 174V175H39ZM48 174V173H47ZM52 174V173H51ZM135 174H136V176H137V169H136V171H135ZM203 176V177H201L200 178V176L201 175ZM12 175V176H13ZM21 175V174H20ZM27 174H24V176H26ZM30 175V174H29ZM28 175V176H29ZM38 175H36L37 177H38ZM77 175V174H76ZM142 173H141V177H142ZM175 175H176V173H175ZM179 175V174H178ZM194 174H192L191 176H195ZM205 175V174H204ZM19 176V175H18ZM51 176V175H50ZM49 176V177H50ZM61 176V175H60ZM67 176V175H66ZM68 176H70V175H68ZM191 176H189L188 174L186 175V177H191ZM30 177H31V175H30ZM41 177V176H40ZM42 177H43V175H42ZM53 177V176H52ZM52 177L50 178V181L52 180ZM186 177H184V179L186 178ZM235 177V176H234ZM234 177H232L231 178V180L234 178ZM6 178V177H5ZM16 178H17V174H16ZM44 178V177H43ZM144 178H145V176H144ZM228 179H229V176L227 177ZM237 178V177H236ZM10 179V178H9ZM19 179L20 180H22L20 177H19ZM28 179H29V177H28ZM32 179V178H31ZM47 179H49V178H47ZM53 179H55V178H53ZM63 179H65V178H63ZM136 179V178H135ZM137 179H139V181H140V178H137ZM152 179H153V177H152ZM174 181H173V180ZM176 179V180H175ZM178 179V180H177ZM192 179H193V177H192ZM193 179V180H194ZM204 179V178H203ZM202 179V180H203ZM68 180V179H67ZM84 180V179H83ZM189 181L188 182H186V183H184V186H185V188H183L184 189V191H182V192H185V193H189V196L187 195V194H185V197H188V200H189V198H191V199H195V201H196V199L197 198H194V197H196V196H194V194H193V192L191 191V190H193V185H194V183H195V180H194V183H193V185H190L191 184V179L189 178L188 179ZM192 180V181H193ZM196 180V183L198 182ZM230 180V179H229ZM236 179H234V181H235ZM11 181V180H10ZM49 181V182H50ZM63 181V180H62ZM66 181V180H65ZM136 181V183H137V180H135ZM144 181H146V180H144ZM151 181V180H150ZM14 181H12V183H13ZM16 182L18 183V181H17V179H16ZM23 182V181H22ZM25 183L26 182H28V181H24ZM30 182V181H29ZM141 182V181H140ZM148 182V181H147ZM199 182H201V181H199ZM198 182V183H199ZM214 182V181H213ZM21 183V181L19 182V184ZM25 183H22V184H25ZM32 183V182H31ZM39 183V184H38ZM78 183V182H77ZM135 183V184H136ZM150 183V182H149ZM222 183V182H221ZM224 183V182H223ZM225 183H227V181H225ZM233 183V182H232ZM19 184H18V186H19ZM139 184V183H138ZM238 184V183H237ZM74 185V184H73ZM77 185V184H76ZM127 185V184H126ZM140 185V184H139ZM143 184H141V186H142ZM23 186V185H22ZM20 187V188H23V187ZM30 186V185H29ZM121 186V185H120ZM140 186V187H141ZM152 186V185H151ZM155 186V185H154ZM157 186H159V185H157ZM173 187H174V185H172ZM240 186V185H239ZM1 187V186H0ZM26 187H27V185H26ZM25 187V188H26ZM33 187V186H32ZM46 187H48L47 185H46ZM139 187V188H140ZM143 187V186H142ZM144 187H145V185H144ZM143 187V188H144ZM149 187V186H148ZM148 187H146V188H148ZM170 188H171V186H169ZM173 187H172V189H173ZM197 187V186H196ZM236 187H237V185H236ZM49 188V187H48ZM66 188H67V186H66ZM65 188V190H68V188L66 189ZM73 188V187H72ZM150 188V187H149ZM203 188V187H202ZM32 189V190H33ZM43 189H45V188H43ZM42 189V190H43ZM115 189V188H114ZM155 189V188H154ZM199 189H200V187H199ZM26 190V189H25ZM31 190V189H30ZM34 190V191H35ZM46 190H47V188H46ZM133 190V189H132ZM161 190V189H160ZM168 191H169V189H167ZM167 190H165L164 192H163V197H166L167 196ZM201 190V189H200ZM218 190V189H217ZM229 190V191H228ZM234 190H237V192L236 191H234ZM238 190H240V191H238ZM22 191V189L19 191V192H21ZM58 191V190H57ZM142 191V190H141ZM179 191V190H178ZM187 191V192H186ZM190 191L192 192V194L190 193ZM194 191V190H193ZM233 191L234 192H236L237 193V195H236V193L234 194L233 193ZM18 192V193H19ZM49 192V190L47 191V193ZM201 192V191H200ZM228 192H229V194H232V195H229L228 194ZM34 193V192H33ZM49 193H51V192H49ZM245 193V192H244ZM71 194H73V193H71ZM70 194V195H71ZM228 194V195H227ZM234 194V195H233ZM3 195V194H2ZM34 195V194H33ZM36 195V194H35ZM47 194H45V196H46ZM49 195H51V194H49ZM74 195V194H73ZM73 195H71V197L73 196ZM171 195V194H170ZM187 195V196H186ZM193 195V196H192ZM1 196V195H0ZM19 196V195H18ZM39 196V195H38ZM45 196L43 197L42 196V200H44L43 198H45ZM52 196H53V194H52ZM150 199L152 200L154 197L152 196V194H150ZM246 196V195H245ZM245 196H243V194H242V198L243 199H246L245 198ZM263 196V195H262ZM262 196H260L261 198H263ZM31 197H33V196H31ZM153 197V198H152ZM160 197V196H159ZM198 197V199H199V197L200 196H197ZM211 197V196H210ZM213 197H211V198H213ZM217 197H218V195H217ZM255 197H257V196H255ZM260 197H258V198H260ZM1 198V200H2V196L0 197ZM21 198V197H20ZM201 198V197H200ZM210 198V199H211ZM223 198V199H222ZM247 198H248V201L249 200H251V197H249L248 195H247ZM253 198V197H252ZM258 198H257V200H258ZM15 199V198H14ZM29 200H30V198H28ZM168 199V197H166V201L168 202L169 200H167ZM197 199V200H198ZM205 199V198H204ZM9 200H11V199H9ZM81 200V199H80ZM143 200V199H142ZM173 200V199H172ZM200 200V199H199ZM215 200V199H214ZM224 200V201H223ZM247 200V199H246ZM245 200V201H246ZM253 200L254 199H252V201L251 202H253ZM7 201V200H6ZM23 201V200H22ZM47 201V200H46ZM77 201H79V200H77ZM165 201V200H164ZM165 201V202H166ZM194 201V202H195ZM233 201V202H232ZM38 202V201H37ZM49 202V201H48ZM48 202H46V203H48ZM56 202V201H55ZM144 202V201H143ZM166 202V205L168 204ZM170 202V201H169ZM204 202H205V200H204ZM255 202H257L256 200H255ZM40 203V202H39ZM59 203V202H58ZM65 203V202H64ZM145 203V202H144ZM144 203H142V205H144ZM151 203V202H150ZM203 203V202H202ZM208 203V201L206 202V204ZM262 203V202H261ZM259 204V203H255V204H253L252 206H253V208L252 209H249V207H247V210L245 209V210H242V214H241V218L239 217V215H238V217L236 216V215H234L235 217L234 218H232V219H238V221L239 222H241V220L243 219L242 218V215H243V217H245L244 219H247L246 217H248V219L250 220V218H251V220H253L254 222L256 221L257 223V225H259V224H261V223H264V204ZM8 204V203H7ZM21 204V203H20ZM43 204H44V202H43ZM50 204V203H49ZM146 204H148V203H146ZM145 204V205H146ZM164 204V203H163ZM170 204V203H169ZM189 204H190V201H189ZM188 204V205H189ZM15 205V204H14ZM103 205V204H102ZM145 205H144V207H145ZM151 205V204H150ZM149 205V206H150ZM165 205V204H164ZM164 205H161V206H164ZM165 205V206H166ZM208 205V204H207ZM230 205V206H229ZM241 205V204H240ZM240 205H238L239 206V208H240ZM44 206H46V205H44ZM141 206V205H140ZM152 206H155L154 204L152 205ZM151 206V207H152ZM165 206L163 207L164 209H165ZM168 206V205H167ZM199 206V205H198ZM220 206H221V208H220V210L221 209H223L222 207H223V205H221L220 204ZM228 206V207H227ZM3 207V206H2ZM1 207V208H2ZM103 207H105V206H103ZM142 207V206H141ZM178 207H181V206H178ZM244 207V206H243ZM7 208V207H6ZM58 208V207H57ZM101 208V207H100ZM159 208H162V207H160L159 206ZM172 209L174 208V207H171ZM177 208V207H176ZM183 208V207H182ZM206 208H207V206H206ZM206 208H205V210H206ZM237 208V207H236ZM236 208H233V210H235ZM64 209V208H63ZM62 209V210H63ZM66 209V208H65ZM101 209H103V208H101ZM146 209V208H145ZM180 209V208H179ZM178 209V210H179ZM189 209V208H188ZM203 209V208H202ZM208 209H209V207H208ZM226 209H225V211L224 210H222V211H224L223 212V214L224 213H227L226 212ZM238 209V208H237ZM242 209V208H241ZM244 209V208H243ZM248 209H249V211H248ZM2 210V209H1ZM170 211H173L172 212V215L171 214H169L170 213V211H169V213H167L165 210L163 211V210H161V209H158V210H155V211H148L149 213H153V215H151L152 216V218H151V216H149V218H151V220H154V219H156L155 221H152V224L151 225H154V227H156V228H161L162 230H168V228L171 230V232H173L175 229H176V227H177V229H176V232L175 233H173L174 235H171V236H169V235H167V237L169 236L170 238L171 237H173L172 239V241H174L175 240V242H177V243H175V245L174 244H172V245H174L172 248L174 249H172L171 247H170V244H169V246L168 245H166V244H162V241H166V240H163V238L161 239V238H159V239H157L158 241L160 240V246L163 248V249H165L164 248V246H166V248L167 249H169V250H165V251H167V255H168V252L169 253H171L170 252V250H172V251H174L173 253H175L176 254V252L178 251V250H180L179 252H180V255H178L179 253L177 252V254H176V256H177V258L180 256V257H182V258H186V256H189L188 254L190 253L189 251H183V249H177L176 250V245L178 246L179 244V240L181 239V240H185V241H188V240H190L191 241V236H192V239H193V244H196L197 242L199 243L200 242V240L201 239H203V238H201L200 237V234H202V233H200V232H204V231H200L201 229H196V231H198V232H196L195 231V229L194 230H192L193 229V227H192V229H191V217H193V214H192V216H191V214H190V216H188V214L185 216V213L183 212V218H188V220H187V222H186V224H184V223H182V224H180L181 222H178V226H180V229L181 230H179V228H178V226H177V224H176V222H173L172 224H168L169 222H167L166 221V218H168L169 219V217H172L173 216V218H175L176 219V217H181L180 215V211L181 210H179V211H175V210H171V209H169ZM183 210V209H182ZM232 210V209H231ZM230 210V211H231ZM232 210V211H233ZM64 211V210H63ZM67 211V210H66ZM101 211V210H100ZM141 211V210H140ZM175 211V212H174ZM209 211V210H208ZM207 211V212H208ZM221 211V212H222ZM231 211V212H232ZM239 211H241V210H239ZM239 211H238V213H239ZM97 212V211H96ZM99 212V211H98ZM139 212V211H138ZM145 212V211H144ZM166 212V213H165ZM198 212V211H197ZM210 212V214L211 213H213V212H211V211H209ZM208 212V213H209ZM214 212H215V210H214ZM62 213V212H61ZM68 213V212H67ZM100 213V212H99ZM98 213V214H99ZM143 213V212H142ZM196 213V212H195ZM194 213V214H195ZM241 213V212H240ZM26 214V213H25ZM140 214V213H139ZM197 214V213H196ZM195 214V215H196ZM219 214H222V213H220L219 212ZM222 214V215H223ZM31 215V214H30ZM90 215V214H89ZM96 215V214H95ZM150 215V214H149ZM154 215H156V216H154ZM171 215V216H170ZM205 215V214H204ZM229 214H227V216H228ZM232 215H233V213H232ZM231 215V216H232ZM20 216H22V215H20ZM24 216V215H23ZM26 216H27V214H26ZM25 216V217H26ZM59 216V215H58ZM91 216V215H90ZM167 216H169V217H167ZM227 216H225V215H223V216H221V217H225L223 220H225L226 219V217ZM67 217V216H66ZM146 217H148L147 216V214H146ZM166 217V218H165ZM190 217V218H189ZM202 217V216H201ZM206 217V216H205ZM208 218L210 217V216H207ZM211 217L212 218H214L215 219V216H212L211 215ZM220 216H218V218H219ZM233 217V216H232ZM237 217V218H236ZM250 217V218H249ZM21 218V217H20ZM24 218V217H23ZM28 218V217H27ZM58 218V217H57ZM62 218H63V216H62ZM98 218V217H97ZM154 218V219H153ZM179 218H178V220H179ZM194 218V217H193ZM192 218V219H193ZM211 218V219H212ZM64 219H65V217H64ZM92 219V218H91ZM147 219V218H146ZM167 219V220H168ZM172 219V218H171ZM175 219H173V220H175ZM203 219V218H202ZM210 219V218H209ZM214 219H212L213 221H212V224L215 222V220ZM220 220H221V218H219ZM230 219V220H229ZM27 220V219H26ZM29 220V219H28ZM90 220V219H89ZM88 220V221H89ZM97 220V219H96ZM151 220L149 219V221L151 222ZM177 220V219H176ZM185 220V221H186ZM226 220H229L228 221V223L230 222V223H232L231 221H233V220H231V218H230V216H228L227 217V219ZM249 220H247L246 221V224H247V222L249 221ZM144 221V220H143ZM167 223H166V222ZM169 221V220H168ZM172 221V220H171ZM180 221V220H179ZM200 221V220H199ZM198 221V222H199ZM222 221V220H221ZM238 221H235V222H237V224L238 225H240L239 224V222ZM244 221V223H245V220H243ZM243 221H242V223L241 224H243ZM71 222V221H70ZM87 222V221H86ZM90 222V221H89ZM190 222V223H189ZM220 222V221H219ZM4 223V222H3ZM6 223H7V221H6ZM6 223H5V225H6ZM60 223V222H59ZM59 223H57L58 225H59ZM96 223V222H95ZM148 223V222H147ZM189 223V224H188ZM200 223V222H199ZM251 223V222H250ZM12 224V223H11ZM64 224V223H63ZM93 224H94V221H93ZM97 224V223H96ZM149 224V225H150ZM176 224V225H175ZM188 224V225H187ZM197 224V223H196ZM235 224V223H234ZM245 224V225H246ZM119 225V224H118ZM157 225V226H156ZM174 226V230H172L173 228V226ZM185 225V226H184ZM216 225V224H215ZM221 225L222 224H220V225H216V226H219V229H221L222 227H221ZM3 226V225H2ZM62 226V225H61ZM185 228H184V227ZM193 226V225H192ZM212 226V225H211ZM247 226V225H246ZM249 226V225H248ZM254 226V225H253ZM261 226H264V224L263 225H261ZM6 227V226H5ZM67 227V226H66ZM80 227V226H79ZM86 227H88V226H86ZM144 227V226H143ZM202 227V226H201ZM201 227H198V228H201ZM244 227V226H243ZM258 227H260V225L258 226ZM63 228V227H62ZM152 228V227H151ZM150 228V229H151ZM155 228V229H156ZM186 228H190L192 231H193V233L192 232H188V231H191V230H188V231H186V232H188L187 233V235H189V236H186V238L184 237V235L182 234L184 231H183V229L185 230ZM229 228V227H228ZM255 228H257V226H255ZM261 228V227H260ZM263 228V227H262ZM59 229H61V228H59ZM65 229V228H64ZM119 229V228H118ZM149 229V228H148ZM149 229V230H150ZM216 229V228H215ZM240 229H242V227L240 226ZM258 229V228H257ZM152 230H153V228H152ZM157 230V229H156ZM159 230V229H158ZM178 230H179V232H178ZM226 228L224 229V231H225V233H226ZM229 230V229H228ZM237 230H238V228H237ZM243 230V229H242ZM256 230V229H255ZM259 230V229H258ZM258 230H256L257 232L256 233H259V231ZM262 230V232H263V229H261ZM110 231V230H109ZM153 231H155V230H153ZM152 231V232H153ZM160 231V230H159ZM180 231H183L182 233H180ZM211 231V233H212V230H210ZM215 231H217V230H215ZM214 231V232H215ZM235 231V230H234ZM239 231V230H238ZM1 232V231H0ZM171 232L169 233V234H171ZM198 233V234H196V233ZM219 232V231H218ZM221 232H223V230H221ZM237 232V231H236ZM6 233V232H5ZM4 233V234H5ZM52 233V232H51ZM73 233V232H72ZM110 233H112L111 231H110ZM125 233V232H124ZM147 233H149L148 231H147ZM158 233V237H160L159 236V232H157ZM176 233H178V234H180V236H181V234H182V238H180V237H178L179 235L177 234V238H178V241L176 240ZM194 233H195V235L198 237H200V238H198V241H196V240H194L196 237H195V235H194ZM229 233H232L231 232V228H230V231L228 232V234ZM260 233H261V231H260ZM259 233V234H260ZM264 233V232H263ZM1 234H3V232L2 233H0V235ZM106 234V233H105ZM166 234H167V232H166ZM184 234H186V233H184ZM191 234H193V235H191ZM210 234V233H209ZM208 234V235H209ZM213 234V233H212ZM223 234V233H222ZM234 234H235V232H234ZM19 235V234H18ZM50 235V234H49ZM110 235V234H109ZM112 235V234H111ZM111 235H110V237H111ZM124 235V234H123ZM148 235V234H147ZM152 235H154V234H152ZM207 235V236H208ZM224 235H226V234H224ZM256 235V234H255ZM258 235V234H257ZM256 235V236H257ZM261 235L262 236H264V234H262L261 233ZM2 236V235H1ZM7 236V235H6ZM55 236V235H54ZM53 236V237H54ZM58 236H60V237H58ZM57 237L60 239H62V237H61V235H58ZM64 236H65V234H64ZM113 236V235H112ZM151 236V235H150ZM203 237H204V235H202ZM206 236V235H205ZM215 236V235H214ZM218 236V235H217ZM231 236H232V234H231ZM231 236H229V237H231ZM237 236V235H236ZM14 237L15 236H13V239H14ZM19 237V236H18ZM56 237V236H55ZM66 237V236H65ZM93 237V236H92ZM103 237H104V235H103ZM115 238H116V236H114ZM168 237V240L170 239ZM189 237V238H188ZM194 237V238H193ZM211 237V236H210ZM218 237H220V235L218 236ZM228 237V236H227ZM233 237H235V235L233 236ZM232 237V238H233ZM238 237V236H237ZM244 237H246V235L244 236ZM259 238H261V236H258ZM256 238V240L258 239L259 240V238ZM7 238V237H6ZM10 238V237H9ZM49 238V237H48ZM57 238V239H58ZM71 238V237H70ZM120 238V237H119ZM118 237H117V239H119ZM157 238V237H156ZM183 238H185V239H183ZM214 238V237H213ZM225 238V237H224ZM241 238V237H240ZM8 239V238H7ZM50 239V238H49ZM60 239V240H61ZM109 238L107 237V239H106V237H105V239H104V241L106 240H108ZM111 239V238H110ZM164 239H167L166 237H164ZM210 239V238H209ZM234 239V238H233ZM262 239V238H261ZM54 241H57V240H55V239H53ZM60 240H58V242H60L61 243V241ZM72 240V239H71ZM75 240V239H74ZM98 240V239H97ZM101 240V239H100ZM112 240H114L115 241V239H113V237H112ZM180 240V241H181ZM205 240H208V239H205ZM237 240H239V239H237ZM237 240H236V242H237ZM255 240V241H256ZM53 241V242H54ZM65 241H66V239H65ZM81 241V240H80ZM102 241V240H101ZM113 241V242H114ZM119 241V240H118ZM127 241V240H126ZM125 241V242H126ZM194 241H195V243H194ZM211 241V240H210ZM209 241V243H211ZM262 241V240H261ZM260 241V242H261ZM68 242V241H67ZM109 242H110V240H109ZM169 242V241H168ZM192 242H187V244H192ZM202 242H205V241H203L202 240ZM230 242H234V240L233 241H231L230 240ZM242 242V241H241ZM244 242V241H243ZM254 242V241H253ZM257 242V241H256ZM255 242V243H256ZM259 242V241H258ZM259 242V245H260V248H261V243ZM263 242H264V240H263ZM54 243H56L57 244V242H54ZM60 243H58V244H60ZM63 243H65L64 241H63ZM85 243V242H84ZM118 243V242H117ZM183 243V242H182ZM181 243V244H182ZM186 243V242H185ZM218 243V242H217ZM216 243V244H217ZM240 243V241L237 243V244H239ZM247 243V242H246ZM53 244V243H52ZM57 244V245H58ZM106 244V243H105ZM107 244H110V243H107ZM106 244V245H107ZM135 244V243H134ZM157 246L159 245V244H157V243H155ZM168 244V243H167ZM192 244V245H193ZM228 244V243H227ZM231 244V243H230ZM229 244V245H230ZM258 244V243H257ZM256 244V248H254V249H257L258 247L257 246H259V245H257ZM33 245V244H32ZM111 245H112V243H111ZM110 245V247L108 248V249H112V246ZM164 245V246H163ZM224 245V244H223ZM226 245V244H225ZM244 245V244H243ZM246 245V244H245ZM65 246H67V244L66 245H64V248H65ZM77 245H75V247H76ZM79 246H81V245H79ZM108 246V245H107ZM106 246V247H107ZM193 246H197V245H193ZM234 246H235V244H234ZM249 246V245H248ZM251 246V245H250ZM30 247V246H29ZM28 247V248H29ZM49 247H50V245H48L47 247H46V249L48 250L49 249ZM55 249L57 246L55 245V244H53V245H51V249L50 250H48L49 252H51V251H54L53 250V248ZM69 247V246H68ZM72 247V245H70V248ZM105 247V246H104ZM179 247V246H178ZM236 247H237V245H236ZM239 247H240V245H239ZM61 249V247L58 245V249ZM101 248V247H100ZM99 248V249H100ZM124 248V247H123ZM185 248V247H184ZM197 248H199V247H197ZM211 248V247H210ZM221 248H222V246H221ZM242 249H243V247H241ZM245 248H247V246L245 247ZM30 249V248H29ZM45 249V248H44ZM73 249H75V248H73ZM83 249V248H82ZM81 249V250H82ZM84 249H85V247H84ZM104 249V248H103ZM103 249H101V251H104ZM119 249H120V251H123V250H121L122 249V247L120 248L119 247ZM125 249V248H124ZM196 249V248H195ZM202 249H203V247H202ZM202 249H200L201 251H202ZM208 249V248H207ZM212 249V248H211ZM223 249H225V248H223ZM240 249V248H239ZM70 250V249H69ZM80 250V251H81ZM90 250V249H89ZM88 250V251H89ZM115 250V249H114ZM175 250H176V252H175ZM185 250V249H184ZM216 250V249H215ZM228 250V249H227ZM247 250H249V249H247ZM41 251H43V250H41ZM41 251H40V253H41ZM45 252H47L46 250H44ZM66 252L68 251V250H65ZM65 251L63 252V251H61V253L63 252V254L62 255H64L65 254ZM73 251V250H72ZM79 251V252H80ZM84 251V250H83ZM115 251H118V250H115ZM115 251L113 252V254L115 253ZM162 251V250H161ZM164 251V250H163ZM181 251H183V252H185L184 254L181 252ZM196 251H198L197 249H196ZM233 251H235V250H233ZM236 251H238V250H236ZM262 251V250H261ZM24 252V251H23ZM22 252V254H24ZM39 252V251H38ZM45 252H43V253H45ZM87 252V251H86ZM86 252H84V253H86ZM90 252V251H89ZM105 252V251H104ZM119 252V251H118ZM187 252H189V253H187ZM203 252V251H202ZM208 253H210L209 251H207ZM229 252V251H228ZM251 252V251H250ZM17 253L18 252H16V255H14V257L15 256H17ZM20 253H21V251H20ZM43 253H41V254H43ZM48 253V252H47ZM53 253V252H52ZM56 253V252H55ZM55 253H53V254H55ZM75 253V252H74ZM73 253V254H74ZM77 253H78V247H77ZM81 253V252H80ZM80 253H78V255L80 254ZM83 253V252H82ZM98 253V252H97ZM97 253H95V254H97ZM107 253H109V252H107ZM111 253V252H110ZM120 253V252H119ZM123 252H121V254H122ZM170 254L171 256H172V258H173V256H174V259H175V255L174 254ZM192 253V252H191ZM190 253V254H191ZM194 253V252H193ZM261 253V252H260ZM22 254H21V256H22ZM59 254V253H58ZM89 254V253H88ZM91 254H93L92 252H91ZM103 254V253H102ZM126 254V253H125ZM146 254V253H145ZM166 254V253H165ZM164 254V255H165ZM186 254V255H185ZM195 254H200V251H199V253H195ZM205 254H206V252H205ZM217 254V253H216ZM236 254H238V253H236ZM236 254H234L235 256H236ZM242 254V253H241ZM51 255V254H50ZM61 255V254H60ZM61 255V256H62ZM68 254H65V257L64 256H62V257H64V258H66V256H67ZM72 255V254H71ZM75 255H77V254H75ZM78 255H77V257H78ZM81 255V254H80ZM84 255V254H83ZM94 255V254H93ZM112 255V254H111ZM111 255H109V256H111ZM115 255H117V254H115ZM124 255V254H123ZM123 255H121L119 258H121ZM185 255V256H184ZM208 255V254H207ZM212 255V254H211ZM213 255H214V253H213ZM221 255V254H220ZM227 255H229V253H227ZM249 255V254H248ZM257 255V254H256ZM261 256L263 255V254H260ZM18 256H20V254L18 253ZM45 256H47V255H44V258H45V260H41L42 262L44 261V264H45V261H46V264H47V262H48V264H49V262L50 261H47L46 260V257ZM56 256L57 257H59L57 254H56ZM56 256H55V258H56ZM60 256V257H61ZM86 256V255H85ZM84 256V257H85ZM107 256H108V254H107ZM106 255H104V257L103 258H105V257H107ZM109 256H108V258H109ZM119 256V255H118ZM127 256H128V254H127ZM126 256V258H125V261L126 260H129V258H131L130 256H128L127 257ZM139 256V255H138ZM169 256V255H168ZM191 256H192V254H191ZM197 255H195V257L193 256V259L194 260H197V257H196ZM200 256H201V254H200ZM239 256V255H238ZM259 256V255H258ZM12 258H14L13 256H11ZM59 257V259L61 260L62 258H60ZM74 257V256H73ZM77 257L76 258H74V260H75V262H76V259H77ZM80 257H82V256H80ZM92 257V256H91ZM96 257V256H95ZM124 257H125V255H124ZM178 258V260L179 259H181V258ZM201 257H203V256H201ZM220 257V256H219ZM223 257V256H222ZM239 257H241V255L239 256ZM238 257V258H239ZM245 257V256H244ZM249 256H247V259H249L248 258ZM253 257V256H252ZM260 257V256H259ZM17 258V257H16ZM42 258H43V256H42ZM43 258V259H44ZM48 259H50V257H47ZM128 258V259H127ZM159 258H161L162 259V261L161 262H163L164 261V264L166 263V264H168L167 262H165L166 261V259L164 260L163 259V257L162 256H160ZM169 258V257H168ZM171 257H170V259H169V261H171V260H174V259H172ZM176 258V259H177ZM185 258H184V260H185ZM188 258V257H187ZM192 258V257H191ZM196 258V259H195ZM199 258V257H198ZM212 257H210V259H211ZM215 258H216V256H215ZM226 258V257H225ZM232 258V257H231ZM258 257H256V259H257ZM38 259V258H37ZM78 259H80L79 257H78ZM92 259L94 260V258L92 257ZM92 259H91V261H92ZM96 259V258H95ZM112 259V260H111ZM110 259V261H112L113 262V258H111ZM124 259V258H123ZM175 259V260H176ZM192 259V260H193ZM200 259V258H199ZM198 259V260H199ZM207 259V258H206ZM206 259H204V261H206ZM209 259V258H208ZM213 259V258H212ZM218 259V258H217ZM220 259V258H219ZM229 259V258H228ZM228 259L226 260V261H228ZM246 259V258H245ZM255 259V260H256ZM17 260V259H16ZM54 260V259H53ZM105 260V259H104ZM174 260V261H175ZM188 260V259H187ZM187 260H185V261H187ZM190 260V259H189ZM193 260V261H194ZM231 260V259H230ZM236 260V259H235ZM250 260V259H249ZM14 261H15V259H14ZM18 261V260H17ZM40 261V260H39ZM40 261V262H41ZM62 261V260H61ZM78 261V260H77ZM105 261H107V260H105ZM115 257H114V263H115ZM135 262H136V260H134ZM148 261V260H147ZM180 261V260H179ZM178 261V262H179ZM222 261V260H221ZM234 261V260H233ZM233 261H232V264H233ZM259 261V260H258ZM8 262V261H7ZM41 262V264H43ZM56 262V260L54 261V263ZM74 262V261H73ZM171 262H173V261H171ZM175 262H177V260L175 261ZM181 262H183V261H181ZM188 262H190V261H188ZM187 262V263H188ZM192 262V261H191ZM190 262V263H191ZM200 262H201V260H200ZM199 261L197 262V264L198 263H200ZM219 262V261H218ZM231 262V261H230ZM21 263V262H20ZM39 263V262H38ZM52 263V262H51ZM54 263H52V264H54ZM57 263V262H56ZM55 263V264H56ZM99 263V262H98ZM108 263H110V262H108ZM138 263V262H137ZM137 263H135V264H137ZM190 263H188V264H190ZM196 262H194L193 264H195ZM204 263H206V264H208L207 262H204ZM210 263H213V261H211ZM223 262H221V264H222ZM238 263H239V261H238ZM257 263V262H256ZM259 263V262H258ZM261 263V262H260ZM7 264V263H6ZM18 264V263H17ZM88 264H89V262H88ZM91 264H93V262L91 263ZM125 264V263H124ZM170 264V263H169ZM179 264V263H178ZM184 264H185V262H184ZM192 264V263H191ZM201 264V263H200ZM202 264H203V259H202ZM214 264V263H213ZM217 264H220V263H217ZM249 264H251V261H250V263ZM252 264H255L254 262L252 263Z\"/></svg>",
	"mask_w": 264,
	"mask_h": 264
}]
</instances>
